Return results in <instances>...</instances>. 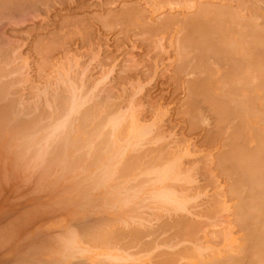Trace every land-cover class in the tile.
Here are the masks:
<instances>
[{
	"label": "rangeland",
	"instance_id": "1",
	"mask_svg": "<svg viewBox=\"0 0 264 264\" xmlns=\"http://www.w3.org/2000/svg\"><path fill=\"white\" fill-rule=\"evenodd\" d=\"M217 4L218 5L220 4L221 8L223 7L222 9H228V10L231 9L232 12L235 11L234 13L238 12L237 13L238 15L242 14L244 16V17L241 16L243 21H246V20H252L253 21V19L255 17V19H257L258 21L256 20V22H255V19H254L253 23H256L258 25L257 26L258 28L260 27L259 29L257 27L256 28L258 30H260L261 28L264 29V0H230V1L229 0H194V1L193 0H0V51L2 53V54L0 53V70H1L0 77H1V75L3 76V77H1L2 79L0 78L1 79L0 80V97L3 95L0 98V102H1L0 103V116H1V114H4L6 116V118L4 117V115L1 116V117H4V119L2 118L1 119L2 122L0 121L2 124V126L0 125V127L4 128L3 131L0 130L2 132V133H0V137L2 138V139L0 138V264H60V263L61 264H93L94 260L97 261L100 258V255L104 253V251H105V253L110 252L111 254H115V255L122 254L121 257H123V258L120 257L122 260H124L125 258L127 260V257H125V253L127 255L129 254V256H131L133 253L135 256L134 257H128V259L134 258V259H132L134 261L131 260V262H133L134 264H139V263L141 264V262H143V264H146L148 261L150 262V264L151 263L156 264L157 262L159 263V259L157 260V257L155 255L156 254L155 250L157 251V253L160 251L159 254L157 255V256H159L160 253L162 252L161 250L167 251V250H169V248L171 249V247H169L173 243V242H171V240L169 243L170 245L169 246L167 245L168 249H167V247H165V245L163 247V245L160 243V241H162V242L165 241L164 243H166V244H167L166 239H172V241H173V237L172 238H170V237L174 236L173 233L176 232V230L174 229L176 227L173 226L174 227L173 228L171 225L174 223L175 214H172L174 217L173 216L171 217V215H169V214H171V212L168 215H166L167 213L161 211V209L159 208L160 211L163 213V216L159 217L157 214L160 213V211L158 210L159 211L158 212L157 210H155L157 212V213L155 211L153 212V213H156L155 214V220H157V221H155V220H153V217H154V216H152L153 213L150 211V213H151L150 218H152V220H151V223L149 222L150 224L149 223H146V224H149V226H153L154 229L152 231L151 230L152 228L149 229V226L147 225L146 227L149 229V232L154 233L155 232L154 230H156L158 228L157 226H160L162 222L163 223H165V222L170 223L172 228L167 229L166 231H163L162 233H158L159 231L157 229L158 232L157 233L155 232L156 234H154V235L151 233L149 234V232L145 233L144 231L146 229L142 230L143 231L142 233L143 234L145 233L144 234L145 237H144V235L141 234V232H140L141 230H139L140 226L137 224L138 222H141V224L140 223L139 224L142 225L143 221L139 220L138 222H134V221L130 222V220H129V222H130L129 224L131 227L134 224H136L135 225L136 227L138 225L137 230H135V231L136 232L139 231L142 236L137 237V235L139 233V232H137L136 236H135V238L136 237L137 238L133 240L134 235L132 233H126L128 235V236L126 235L127 236L126 238H129L128 242H130V243H131V241L134 242L135 240H138V238H141V237H142V240L147 237V239L145 241L143 240L144 243L147 241L149 243H151L155 240L154 243L156 245H154V243H152L153 245L152 244L151 245L154 247H151L150 249L148 248L149 249L148 252L149 253L151 252L152 256L149 255L147 252L145 254V258H142L141 254H144V251L142 252V249L144 246L138 247L139 244L141 243L140 242L141 239H140V241H138V243L140 242L139 244L137 242H134L137 244L132 245L130 243L122 244V243H127V242H126L125 238L123 240V239H121V237H125L124 232H126V231H124L125 230L124 227L128 222V220L126 222V219L128 218L127 214L128 213L131 214V213H133V211H135V210L130 211L131 210L130 206L131 205L133 206L134 203H136V200H137L136 198H141L142 194L147 195L149 187L148 186H146V188L144 187L145 189H142L140 191L142 193H140V192H139V194L136 193L137 194L136 198H133V199L131 198V196L133 194L131 195V193H128V195L130 197L129 200L131 199L129 202L134 201L133 203L131 202V204H130L128 202V200L125 199L126 197L128 198V195H126L127 191H124V189L122 191L120 190L119 191L120 196L117 197L118 191H115L117 189H115L114 186H116V188L118 186V188H119L118 183H120V182L123 183L126 178H128V179H126V182L128 180V183L125 184V188L129 187L131 189V187L133 185L138 186L139 183L142 184V182L144 181L143 179L140 180L142 174H140V176H138L137 172H136V168L138 167V169H139L142 166V169L144 170V174H146L147 176L150 175V173L148 174V170H146L147 158H145V157L147 156L146 154H148V153L153 155V151H152V153H150L151 150L148 153H145V152L148 149H153V150L156 149V151H157L159 143L161 144V142H162V144H164L165 147L160 145V149H161V151L164 150L165 153L169 152V154L167 155V156H169V159L171 158V154L173 156L175 153H177L176 158H179L178 155L179 156L182 155L183 159L181 160V158H182L181 157L180 160L182 162L181 164H184V167H185L184 168L181 165L182 169H185L186 171H188V174L187 173L186 174L188 175V177L190 176V179L192 180V181L189 180V183L186 182L188 185L185 184L186 185L185 187H187L186 189L190 195L187 193L186 194L187 196H184L185 195L184 190H183L184 187H182L183 192L180 191V193H178V195L180 196V194L182 193L181 194L182 198H186V197L190 196L189 200H188L189 202L187 203V206L189 207V205H190V207H191L192 204L195 205V203H197L195 206L192 205L193 207L191 208V209H193L194 207H196V208H194V209H196V211L193 212V210H192V212H190L191 209H189V212L194 215V216L193 215L192 216L196 217V219H200L202 222H203V219H204V222H206V220L209 219L210 222L207 220V223H210V225L214 224L215 228L210 227L209 225H207V223L205 224L204 222L202 224L203 225L205 224L204 225L205 227L209 226L210 230L212 228L211 231L217 230L216 232L215 231L210 232L209 235L207 236L208 231H210V230H207L208 227H206V229L204 231H207V234L202 233L203 234V236H202L201 233L200 234L197 233L198 237L200 236L199 238L202 240H206V239L210 240V241L212 240L213 245H215V243H216V245H218L217 249L210 242H208L209 246L210 245L213 246L211 249L214 248V250L215 249L218 250L221 248V246L225 245L224 247H222V249H223L226 246H229L233 242H239L240 245H242V246L245 245V243H247V239H245V238H247V236H245V234H247L248 231L247 230L244 231L246 228L242 229L240 226H237L238 223H236L234 220H235V217L237 218L236 214L238 213L237 212L238 209H236V208H238V207L240 208L242 205L241 203L243 201L241 202V200H244V197H247V196H248V198L252 197V199H253V197H254L253 194H255V197H254L255 199H253V201L255 202L254 208H253V206H251L252 204H254V202L253 201H252V203H251V201L247 202V200L245 198V202L247 203V205L245 202H243L242 209H239V211H241L240 213H244L243 209H245V210L248 209V212H245V213L246 214L248 213V216H249V211H251L250 213H252V214H250L249 218L253 219V221L256 219L255 223L257 225H258V222L260 225L262 223V222L260 223V221H258V220H260V218L258 219V217H260L259 214H261V212H262V209L260 210V206H261L260 203H261V200L263 201V199H261V198H263L262 195H264V193L262 194V192H264L263 191V189H264L263 185L264 184L263 185L261 184L263 187L259 183H256V182H254L255 184H253V182H251L252 179L250 180L249 177H246V175L243 174V170H242L243 167L241 166L240 163H241V159L243 157L242 160L247 161V165L248 164L250 165L251 163L259 164L260 162H261V164H264V162H263L264 156H262V155H264V140H263V137H264L263 136L264 135V101H259V99H261V98L264 100V96H263L264 92L263 93L261 92L263 89L258 90L256 93V90H254V92H252L253 91L252 88H250V89L248 88L246 90V92H248V93L245 94V93L241 92L242 94H240V90L238 89V87H236L235 85L230 86L233 84V82H227V80L223 79V77H222V79L225 80L226 86L221 87L224 84L223 82H220L222 79H219V81H218L215 79L216 77L218 78V76H216V73H215V76L212 74L213 71H215L214 70L215 68H212V67H215L216 65H215V63L211 57H210L211 60L209 57H207V58L203 57V60H202L203 64H199V63L197 64L198 53L196 52L197 50L196 51L193 50L194 49L193 47H191V48L194 52L190 50L188 52L189 55L186 54L187 57H184L181 53L183 50V49L181 50V47H184V43L186 41L188 43V41H189V40H187V39H189V36L186 37L185 35H187V34L189 35L191 33L193 34V31H195L194 32L195 34L197 32L196 27L194 29V28H191L192 25H188L190 23L192 24V22L185 24L187 19L189 18L188 21H190V20L192 21V18L194 16V15H192V13L194 14V12L196 13L197 11H199V13H200V10H203L206 8H209L210 10H214V8H217V7L219 8L220 5L218 6ZM195 6L197 8H195ZM188 8H190V9H188ZM197 13H196V15H197ZM251 13H253V14H251ZM248 15H251V16H248ZM251 18H253V19H251ZM183 19L185 20V22ZM220 20H222V19H220ZM164 22H167V23H164ZM216 23H217V21H216ZM188 26L190 27V29H188ZM182 28H184V29H182ZM244 29L245 28L243 26V30ZM189 32H191V33H189ZM185 37H186V40L183 41L185 39ZM214 37H215V35H214ZM178 39H180V40H178ZM181 39H183V40H181ZM178 41L179 42L181 41V42L178 43ZM178 44H181V45H178ZM178 46L180 49L178 48ZM192 54H194V55H192ZM193 56H194V59L192 58ZM2 59H4L5 61L4 60L1 61ZM180 59L182 61H179ZM187 59H189L190 61H193V60L194 61L189 63V60H187ZM187 61H188V63H187ZM210 61L213 64V66H211ZM180 62H182V64H180ZM177 63H178V66H177ZM218 64L216 67L221 66L220 64L219 65ZM180 65H184V67H185L184 70L179 69ZM187 65H188V67H187ZM198 65H199V67H198ZM203 65L206 67V69ZM208 66L211 67V70H210V67H208ZM261 66H262V64H261ZM200 67L202 69H200ZM207 67H208V69H207ZM3 70H5L6 72ZM179 71H181V72H179ZM205 71H206V73H205ZM4 72L6 73V75ZM203 72H204V74H203ZM208 72H210V74H212V77L208 75ZM220 74H222V76H225L223 73H220ZM211 78H213V79L211 80ZM65 79H67V80L69 79L68 80L69 82L66 80L68 82L67 87H71L70 83L72 84V82L75 85V86L73 85L75 92H74V90L72 88L73 86H72L70 93H72V90H73L74 94L76 93V91L77 92L80 91V92L84 93V92H87V90H88L87 88H89L90 90H88L87 93L90 94V95L88 94L90 99L88 98V96H87V98L90 101H88L86 98H84L85 100L88 101L86 103L85 101L82 100L83 98H81V100H82V102H81L79 99L80 95H78L79 97H76V96H74L73 93H72L73 96L72 95L70 96V94H69L70 90L66 92L65 89H67V87L64 88L65 84H66ZM62 80H64V81H62ZM195 80H198V82L203 81L201 87L196 89V91L192 89V84ZM213 80L216 83H214ZM60 81H62L61 84H60ZM220 83H221V85H219ZM6 84H8V86L11 85V87L7 88L8 86ZM214 84L215 85L217 84L218 87H216ZM4 85H5V87H4ZM79 86H81V87H79ZM220 87L222 89L221 93L224 95H226V93L229 91L226 95L227 97L226 96L223 97L224 95L222 97H220V95H222L221 93H219ZM8 89H9V91H8ZM51 89H52V91H51ZM53 89H57V90L55 91ZM63 89L65 90L64 93L61 92V91H63ZM91 89H92V92L90 93ZM207 89H210V90H208V92H207ZM230 89H232V90H230ZM3 90H4V92H3ZM217 90H219V91H217ZM234 91H235V94H234ZM40 92L45 97L42 96V94H40ZM54 92H56L57 94H54V96H53ZM190 93H192V94H190ZM211 93L213 94L212 96H211ZM236 93H238L240 95L239 97L237 96V98L238 99L240 98V100H243V99H241L242 98L241 95L243 96V94H245L243 96V98L245 97L246 100L244 99L245 102L242 101L243 104L239 103L241 101H239L235 97V95H237ZM252 93H255L254 94L255 97L252 96L253 95ZM259 93H260V95H259ZM62 94L63 95L65 94L64 96H66L65 101L63 100L64 96H62ZM78 94H80V93H78ZM95 94L99 95L98 98L96 97V99H94L95 96H97ZM199 94H201V95H199ZM217 94H219L218 98H217ZM230 94L232 95V97L229 98ZM247 94H249V96ZM49 95H51L52 97ZM83 95L86 96L87 94H83ZM256 95H257V97H256ZM4 96H6L7 98ZM60 96L62 97V99ZM68 96L71 98L73 97L72 100L74 99V101H72L71 99H70V101H68L67 100V99H69ZM246 96H248L249 98ZM43 97L46 98V100L45 99L43 100ZM9 98H10V101H9ZM76 98L79 99L81 104L83 102H85L86 104L84 103L85 105H83V104L81 105L80 103L76 102L78 100L75 101ZM109 98H110V100H109ZM111 98H112V100H111ZM127 98H129V99L127 100ZM209 98L211 99V101ZM219 98L221 99V101L219 100ZM227 98H229V99H227ZM233 98H234V100H237V101H234ZM252 98H254L255 100H252ZM206 99L208 100V102L206 101ZM226 99H227V101H226ZM250 99H251V102L254 101L256 103H254V102L251 103ZM4 100H6V101H4ZM96 100H98V103ZM229 100H231V101H229ZM218 101L221 103V105L218 104L219 103ZM3 102L6 104H3ZM68 102H71L72 104L75 103L74 106L77 105V109L80 106L79 110L76 109L77 110L76 111L74 109L76 112H79V113H73L75 115L71 114L72 116H70L68 111H67V113H68L67 116L62 115L64 112L63 108L64 107L67 108L69 106V104H71V103L68 104ZM128 102L131 104H129ZM223 102H225L226 104ZM102 103H104V104H102ZM209 103L212 107L209 105ZM238 103H239V107H237ZM249 103H250V105H249ZM78 104H80V105H78ZM90 104H92V105H90ZM96 104L97 105L99 104L98 107ZM213 104L215 107H213ZM233 104H235V105L233 106ZM103 105H105V106H103ZM106 105H107V108L109 111H111L110 108L112 107L111 108L112 111L113 112L115 111L114 113L112 112L113 114H115V113H117L118 115L120 114L121 115L120 116L121 118L119 117L120 119H126L125 117L122 118L125 114L124 112L126 111V109H129V111H130L132 108L131 111L132 112L135 111V113L130 112L131 113L130 116H132V114L133 115L135 114L136 117H139L138 119L140 122H142L144 120H145L143 122L144 124L147 122L148 125L147 124H145V125H146L147 130L149 128L151 129V130H149V134L151 137L149 136V138H146V135H149V134H145L144 135L145 138H143V136H142V138L144 139V140L142 139L143 140L142 143H144V141H146V140H147L146 143L148 141H149V143L154 142V140H153L154 135L158 136L160 138V140L158 139L160 142L157 141V142H159L157 148L155 147V145L153 143H152L153 145L150 144L152 146L147 144V145H149V147L146 145L148 149H144V150H143V147L145 148L146 146L143 144V147L141 148V146L139 145L140 146L139 149L140 150L142 149L144 151V152H142L145 155V157L143 158L144 162L142 163L139 160V158L140 157L142 158V156H144V155H142V156L140 155V157L138 156L139 158L138 159L136 158V160L132 159V160H134V163H135L133 165H135L136 168H134V166H129L131 164L132 160L129 161L130 162V164L128 165L129 168L128 169L126 168V170L130 169L131 171L129 170L128 174H126L127 173V171H126L125 172L126 175L123 176V178H122V176L120 177L121 174H119V175L117 174L116 169L121 168V166L124 167V165L126 164L125 159L128 158V156L131 153H132V155H133V153L134 154L136 153V155H137V152L141 153L140 151L133 149V150H131V153L129 154V151H130L129 147L131 148L130 145H132L133 142L138 143V141H141V139H139L141 136L138 138L137 135L134 134L133 137H131L132 131H131L130 127L126 126L125 130H126V128L130 129L128 131L129 132L131 131L130 132L131 136L130 135H128V136H130L129 138H132L131 140H127L128 139L127 134L123 131H120L121 126H122L121 124H123V123L122 122L120 123L118 121V119H117L118 116H115L116 114L114 116H112L111 112L104 111L105 110L104 108H106ZM109 105H111V106H109ZM131 105H132V107H131ZM218 105L221 107L224 105L222 107L223 109L221 107H219ZM227 105H228V107H226ZM240 105H241V107H240ZM246 105H247V107L249 105L251 108L254 106V108L256 110V112H254V113H256V114L251 113L253 115V117L250 114V111L252 109L250 110L249 108L246 107ZM59 106H61V107H59ZM89 106H90V108H88ZM92 106H94V107H92ZM115 106L116 107L119 106L120 108L119 107L116 108ZM4 107H7L8 109L4 108ZM91 107H92V110H91ZM96 107L98 108V110L101 113L98 112ZM224 107H226L228 110ZM86 108H88L89 111L91 110L90 114H92V118L94 117L93 119L91 118V115H90V117H88L89 112L87 111ZM107 108H106V110H107ZM121 108H123V109H121ZM133 108H134V110H133ZM215 108H216V110H215ZM238 108H239V110H238ZM3 109L6 111H3ZM52 109H53V111H52ZM70 109L67 108L66 110L71 111ZM84 109H85V112H87L88 114L83 113ZM120 109L123 112L120 111ZM220 109H222V110L220 111ZM232 109H234V110H232ZM246 109L247 110L249 109L250 111L247 112ZM231 110L234 112H236L237 110L239 111V113L236 112L234 114L235 116H237V118L233 115L234 112H232ZM60 111H62V112L60 113ZM217 111L219 113H217ZM240 111H242V112H240ZM257 111L260 113H258ZM4 112H6V113H4ZM95 112H97V114L94 116L93 113H95ZM107 112H108V114L110 113L109 114L110 116L107 115ZM222 112L224 113V115ZM227 113H229V114H227ZM237 113H238V115H237ZM12 114H14V116ZM82 114H83V118H82ZM100 114H104V116H102ZM106 115H107V117H106ZM249 115H251V116H249ZM16 116H17V119L15 121ZM22 116H23V118H22ZM56 116L59 118L61 116H63V118L61 117L60 118L61 120H60V119H57ZM64 116L66 118L68 116H70L72 118L73 122L69 118L68 121H70V122L67 123V124H70L72 122V126L70 124V127H69L70 130L72 129L71 132H70L69 128H67L65 130L63 129L64 126H62L61 121H62V119H64ZM111 116L113 117V120L114 119L116 120V121L114 120L115 124L113 123L114 125H116V127L118 126L117 124L121 125L119 127L120 128L119 132L126 134V136L124 135V137L127 138L126 143L124 140L119 139L118 137L116 138V140H120L121 143L119 141H118L119 143L116 141L117 142V144H116L114 141L113 136L114 135L116 136V133L118 132L117 130L119 128L116 129V127H115L116 130L114 129V131H115L114 134H111V130L113 128H109V126H107L105 128L103 127V129L105 131V132H103L102 127L100 125H97V123L99 124V122H101L100 124H104V125L106 122L109 123V121L112 119ZM125 116H127V115H125ZM128 116H129V113H128ZM128 116H127V119L130 118L131 120H133V118H135V116L134 117L132 116V118L130 116L129 117ZM245 116H246V118H245ZM262 116H263V118H262ZM28 117H29V119H28ZM115 117H117V118H115ZM66 118L62 122H64V123L67 122L68 118L67 119ZM81 118H82V120H81ZM90 118H91V121L89 120ZM97 118H98V120H97ZM105 118H106V121H105ZM109 118H110V120H109ZM221 118H223V119H221ZM26 119H27V121H26ZM54 119H56V121L60 120L59 125H54L55 123L58 124V121L55 122ZM85 119H86V121H85ZM127 119L123 124L124 126H125V123H127L128 121L130 122V124H134V123H131V120H127ZM258 119L260 120V122ZM221 120H223L224 122ZM82 121H84V122H82ZM139 121L138 120L136 121L138 125H140ZM225 121H226V124H225ZM230 121H231V124H230ZM53 122H54V124H53ZM245 122H246V124H245ZM47 123L50 125H48ZM51 123H52V126H51ZM110 123H111V121H110ZM227 123H228V125H227ZM241 123H242V125H241ZM20 124L22 125V127ZM31 124L33 127L31 126V128H30ZM247 124H248V126H247ZM17 125H20L19 126L20 128ZM92 125H93V127L91 128V131H89L90 130L89 127ZM104 125H102V126H104ZM108 125H110V124H108ZM126 125H129V124H126ZM26 126L30 128L31 132L33 129L35 130V132H36V130H38V131H39V129L41 130L39 132L37 131L38 133L33 132L34 133L33 136L35 135V137H33L34 140H32V135L29 136V134H28L27 135L28 137H26V138L31 137L30 140L35 141V143L38 139H40L41 134H43V133H41L42 131H44V133H47L46 136L49 135V137H50L52 135L51 131L49 132L50 134H48V132H45V131H48V128H49L48 126L52 127V128L50 127L51 128L50 130H52V132H53V134H55V136H59L57 138L55 137L56 140H55V138L54 139L52 137L50 138V139H53L56 141V143H55V141H53L54 144L51 141L52 144L54 145V146L51 145L52 147H49L50 144L48 145L49 142L47 143L46 140L48 138L46 139V136L45 137L43 136V138H45V139H43L45 141L44 142L45 144L42 143L43 142L42 140H41L42 142L38 140L39 144H37L38 142L36 143L38 146L44 144L43 145L44 148H42L41 150L46 151V152L44 154H43V152H40L41 150H39V149L41 148V146H39V148H38L39 151H37V152H40L41 156H45L46 154H48L45 157H42L43 161H45L44 159L48 160V158H46V157L49 156V161H48L49 164H47V167H46L47 170L43 171L44 173L46 171L47 175L43 176V175H41L42 174L41 173L40 174L41 180H39L40 176H39V179L35 180V178L38 177L37 175H39V173H40L38 171L42 172V170H39V169L40 168L42 169V167L45 165V163H48V162L46 160L45 163L44 162L40 163L41 162L40 161L41 157H40L38 159L40 162L37 159L35 160L36 163H34V164L36 166L33 167L34 164H29L28 167L26 168V165L28 163H33V157L38 156L36 154V151L34 153H32V151L35 150L33 148V147H35V144L32 145L31 144L32 142L29 143L30 141L29 142L26 141L25 143L28 142L27 145L29 147H32V148H28V150L26 151L27 148L25 149V147L27 145H25V144L22 145L23 143H21L23 141L20 139L19 135H21V133L23 134L24 131L26 134L28 132L31 133L30 130L27 128H26V130L22 129ZM57 126H59L60 128L63 129L62 132L59 130L60 129L59 127H58L59 129L57 128ZM95 126L98 129V131L100 129L99 133H98V131H97V133H95L97 130L96 128H94ZM129 126H131V125H129ZM249 126H250V130L247 129V127L249 128ZM112 127H114V126L112 125ZM134 127L132 125V129ZM136 127H138V126H136ZM229 127H230V129H228ZM8 128L9 129L12 128V131L13 130H17V131L11 132V129H10V131L7 132ZM88 128H89V130H88ZM139 128H140V126H139ZM142 128L143 127L141 126V129ZM153 128L155 129V131L153 130ZM257 128H259V129H257ZM18 129H20V131ZM92 129H96V130L92 131ZM22 130H24V131H22ZM84 130H85V132L88 130L87 131L88 133L86 132V134L85 133L82 134ZM106 130L107 131L109 130L110 134L113 135V136L109 137V140L113 143V145H115L114 150L112 149L113 146L111 145L112 146L111 152H114V153H111V154L108 153V154H110L111 156L113 154H118L117 152L121 149L122 145H123L122 149H124L125 147H127V149L124 150V153L122 152L124 154L123 155L124 157L123 156L121 157L122 153L120 154V151H119V155H116L117 158L115 157V155H113L115 157L116 161H120V159H121L120 163L125 161V164L122 163L121 165L118 166L117 164H115L117 162H115V163H114V161L111 162L113 165L116 166V167L114 166V170H116V171H114L112 169L113 167L111 168V166H110V168H111L110 170L112 172H114L113 175H115V173H116V175H115L116 177H112V178L109 177L111 182L107 181L104 183V180L102 182L100 181V179L102 180V175H99L100 171L97 174L98 176H96L95 172H97L96 170L99 169V167L101 166L100 164H102V165L104 164L103 161L105 160V157H106L107 161L110 160V158H109L110 155L107 154V152H109V151H106L104 149H103V151H100V149H102L103 147L105 148L106 146L100 145V143L104 144V141L102 140L103 135H98V134H101V133L107 134ZM136 130H138V129H136ZM136 130H135V132H136ZM231 130H233V131H231ZM65 131H67V134H69V136L68 135L66 136ZM68 131H69V133H68ZM73 131H75V133ZM128 131H127V133L130 134ZM18 132H20V134ZM89 132L91 134H89ZM9 133H12L11 134L12 136H10V138L14 137V135L16 137H14L15 140L10 139L11 142L9 143V145H7L8 149H6V147H7L6 146L4 148L6 153H3V150H4L3 147L6 145L5 143L9 142V141L8 142L6 141L9 138V135H10ZM120 133H117V135ZM78 134H80V136ZM93 134H96V135H93ZM87 135H90L89 138L87 137ZM135 135L138 139L135 137ZM235 135H237V136L239 135L238 136L239 138ZM255 135H257L258 137L256 136V138H254L253 136H255ZM18 136H19V138H18ZM24 136H26V135H23L21 137L24 138ZM95 136H98V137L101 136V138L99 137L101 140ZM108 136H110V135H108ZM245 136H247V137H245ZM63 137H65L64 138L65 140H63ZM68 137H70V139H68ZM75 137H76V139H75ZM104 137H105L104 139L106 141L107 135L106 136L104 135ZM243 137H245V138H243ZM58 138H60V139H58ZM82 138L83 139L86 138V139H84V141H82ZM96 138H97V141H99V142H97L95 140ZM110 138H112V139H110ZM227 138H229V139H227ZM260 138L263 140L262 142L259 141V140H261ZM93 139L99 145L96 144L93 141ZM150 139H152L153 141H150ZM18 140H21V142H17ZM62 140L66 141V142H63ZM67 140H68V142H67ZM85 140L87 141V144L90 143V141H91L92 144H89V146L95 147L93 149H92V147H91V149L88 148L89 151H87V152L89 154L90 153L93 154L95 151L97 153L99 150L100 153L98 152V154H96V156H98V157H96V156L91 157L87 154V158H86V156H85L86 154H82V152L87 153L86 147H85L84 151L80 150V146H82V144L86 142ZM107 141H108V138H107ZM16 142L19 145V147H17V149L15 148V146H17ZM40 142H41V144H40ZM59 142L60 143L63 142L62 146L60 144L59 149L54 148V147H57ZM71 142H73V145ZM111 142H108V144ZM127 142H130L129 147L126 146V144L128 145ZM157 142H154V143L157 145ZM46 143H47V145H46ZM64 143H65L66 149L63 148L62 151L65 150V151H63L65 155L63 154L62 151H60V148L63 147ZM67 143H69V145ZM93 144H95L96 146ZM118 144L121 145V147ZM236 144L237 145L239 144L240 145L239 147H243V149L244 148L247 149V154L249 156H251L253 154L252 158L247 159L248 156H244L245 153H243V156H242L241 151H240L241 155L239 154V152L237 154L234 151L235 155L237 157H239V159L237 160V157L235 156L236 158L234 157L230 161L227 160L226 161L227 171H225L226 169H224V167L220 166L221 165L220 159L225 160V158L229 152L231 154L233 152V150L237 151L238 147H236L237 146ZM133 145H135V144H133ZM45 146L46 147L48 146L50 149L48 147H47L48 148L47 149ZM100 146H103V147H100ZM248 146H250L249 149H248ZM261 146H262V149L260 148ZM118 147H120V149ZM171 147H173L172 150L175 148V150H173L174 154L171 153L170 151H168V149ZM224 147H226V148H224ZM255 147H257L256 150L259 149L262 151H256ZM116 148L119 150L116 151L117 150ZM29 149H31V150H29ZM107 149H108V147H107ZM136 149H138V148H136ZM176 149H177V151H176ZM229 149L232 151H229ZM245 149L242 151L246 152ZM11 150L12 151L14 150L15 151L14 153H16L17 155H18L17 152H19V155H20V157L18 155L19 159L16 156L14 157L15 159H18V160H16V166L13 165V159L14 158L11 155L13 153ZM16 150H19V151L16 152ZM49 150L51 152H49ZM55 150L56 151L59 150L62 153V155H59V157L61 156L60 159H58L59 157H53L57 153L59 154V152L58 151L56 152ZM165 150H167V151H165ZM169 150H171V149H169ZM249 150L251 151L250 153H249ZM254 150L256 151V153L253 152ZM23 151L24 152L26 151L27 153H29V154H27L29 157L27 155H25L26 153H24ZM73 151H75V152H73ZM115 151H116V153H115ZM178 152H182V153L178 154ZM259 152H260V154H259ZM14 153H13V155H15ZM52 153L54 155H52ZM154 153H155V151H154ZM50 154L52 157L50 156ZM67 154H69L68 155L69 157L67 156ZM78 154H79V156H78ZM103 154H105V155H103ZM23 155L25 158L23 157ZM73 155H74V158L76 160L73 158ZM94 155H95V153H94ZM75 156H77V157H75ZM100 156H102V157L100 158ZM150 156H147V157H150ZM219 157H221V158H219ZM253 157L254 158L258 157V159L261 161L254 163L257 160H256V158H255V160H253L254 159ZM23 158L25 159L24 165L22 162V161H24ZM27 158L31 159L32 161L31 160L29 162L26 161ZM50 158L51 159L53 158L54 160L57 159V162L55 161V164L56 163L57 164L53 165V163H52L50 165V163H51ZM72 158L75 161H77V159H78L79 162H77V163H79V164H76V162H74V160ZM79 158L80 159L83 158V159L80 161ZM91 158H94L96 160L93 161ZM111 158H112V160H115L113 157H111ZM131 158H133V157L131 156L130 159ZM172 158H175V157L173 156ZM90 159L92 161H90ZM97 159H100V161L97 162L98 161ZM88 160H89V162H86ZM180 160H177V161H180ZM19 161H20V163L22 162L21 165H20V163H18ZM51 161H53V160H51ZM58 161H60L62 163H59ZM90 162H91V164H88ZM92 162H93V164H92ZM127 162H128V160H127ZM152 162H154V161H152ZM233 162L235 164H233ZM3 163H4L5 167L4 166L1 167V165H3ZM37 163L39 164V167H38ZM43 163H44V165H42ZM86 163L88 164V166ZM106 163L107 162L105 160V164ZM178 163H180V162H178ZM66 164H68L67 166L69 167V170L71 169L74 172H72L70 170V172H71L70 173L68 168L66 167ZM217 164L220 167L217 166ZM237 164H239L241 167ZM30 165H32V166H30ZM75 165H77L76 167H80V171H79V169H77L75 167ZM89 165L91 167H89ZM23 166H24V169H23ZM61 166H62V168H61ZM63 166L66 167L67 170H63L64 169ZM70 166H73V167L71 168ZM181 166H179L180 169H181ZM259 166H260V164H259ZM32 167L34 170L31 171V169H28V168H32ZM48 167H49V169H48ZM94 168L95 169L97 168V169L94 170ZM104 168H106V167L104 166L103 169L100 168L101 171L105 170ZM21 169H23V170H21ZM36 169H37V171H36ZM138 169H137V171H138ZM154 169L156 170L157 168L154 167ZM60 170L65 171V173L62 171L60 172ZM121 170H125V169L121 168ZM143 170H141V171H143ZM185 170L184 171L181 170L182 173H185ZM6 171H7V173H6ZM22 171H24V172L22 173ZM92 171H94V172H93V175H91V177H90V173ZM151 171H152V169L149 172H151ZM181 171L179 172L180 175H181ZM232 171H234V172H232ZM236 171H238V172H236ZM102 172H104V171H102ZM108 172H110V171H108ZM129 172H130V174H129ZM224 172H225V174H224ZM59 173H61V174H59ZM105 173H106V171H105ZM105 173L104 174L101 173V174L105 175ZM119 173H121V172H119ZM141 173H143V172H141ZM226 173H228V174H226ZM5 174H6V176H5ZM122 174H124V173H122ZM144 174H143V176H144ZM151 174L153 175L154 173H151ZM186 174H184L185 177L187 176ZM234 174H236V175L234 176ZM78 175L79 176L83 175V176L79 177ZM94 175L96 177H99L100 179H97ZM117 175H118V177H117ZM184 175L182 174V178ZM242 175L245 177V179L247 178L246 180L249 182L244 180V177H242ZM53 176H54V178H53ZM76 176H78L79 179ZM108 176H109V174H108ZM110 176H112V173ZM55 177L58 178V180H56ZM92 177H94V178L92 179ZM133 177H135L137 180L139 179L138 180L139 182H137V180ZM27 178L28 179L30 178V179L28 180ZM109 178H108V180H109ZM147 178H149V177H147ZM70 179L72 181H70ZM129 179L130 180L133 179V180H131L129 183ZM145 179H146V177H145ZM55 180H56V183L53 182ZM74 180L75 181L77 180V183ZM185 180L181 179L182 182L183 181L185 182ZM6 181H7V183H6ZM26 181H27V183H26ZM57 181H58V183H57ZM69 181L72 183L70 184ZM96 181H97V184H95ZM237 181H239V182H237ZM35 182H36L37 186L35 184H33ZM38 182L40 183L41 187H40ZM84 182H86V183H84ZM90 182H93V183H90ZM136 182H137V184H136ZM168 182L170 183V181H167L166 183H168ZM52 183H53V185H52ZM102 183L104 184V186ZM106 183L108 186L106 185ZM111 183H113L115 185L113 186V184H112V186H111ZM178 183H180V182H178ZM246 183H247V185L244 186ZM249 183L251 184L250 189L253 188V193L250 192L252 190L248 189ZM48 184H49V186H48ZM77 184H78V186H76ZM228 184H230V185H228ZM233 184H234V186H232ZM120 185L124 188V183L120 184ZM126 185L128 187H126ZM177 185H180V184H177ZM181 185H184V184H181ZM256 185L258 186V188L256 187ZM259 185L261 188H259ZM72 186H73V188H72ZM102 186H103V188H102ZM109 186H111V188L113 187V190L115 192H113L111 190L112 191V193H111L109 191V189H110ZM139 186L142 187V185H140V184H139ZM144 186H145V183H144ZM230 186L233 188H231ZM122 187L120 189H122ZM171 187H173V185ZM171 187H170V189H174V188L176 189V187H173V188H171ZM178 187H180V186H178ZM178 187H177L178 191L181 190ZM64 188H65V190H64ZM67 188L69 190H67ZM71 188H72V191L74 190L73 191L74 193H78L80 195L76 196V194H75V196H74V193L72 195ZM80 188L83 190V193L81 192L82 190ZM137 188H136V192L139 191V190H137ZM235 188H236L237 192H236V190L234 192L233 189H235ZM242 188L244 190V191L242 190L243 194L240 192L241 191L240 189H242ZM244 188L246 190L248 189L247 192ZM254 188H256L255 192H254ZM231 189L233 191H231ZM257 189L259 191H262V192H258ZM75 190H76V192H75ZM107 190L109 191L108 193H107ZM129 190H128V192H130ZM70 191H71L72 198L69 200L68 198L71 197V196H68V194L70 195ZM187 191H185V192H187ZM233 192H234V195L232 196L231 194H233ZM249 192L251 193V196H250V194H248ZM256 192H257L258 196L256 195ZM61 193H63V194H61ZM113 193H115V194H113ZM122 193L124 194L123 196H122ZM195 193H197V194L199 193V194L197 195ZM238 193H239V196H240V194H242V196L244 195L243 198L241 196L239 197ZM110 194H112V195H110ZM105 195H106V197H104ZM75 197H77V198H75ZM132 197H134V196H132ZM208 197H210V198H208ZM257 197H259V198L257 199ZM108 198H110V200ZM190 198H192V200H190ZM203 198H204V200L206 199V201H203ZM216 198L219 199L218 204L215 201ZM85 199H87V200H85ZM122 199H123V202L127 201V203H125L127 205L122 203ZM147 199L146 198L144 199L142 197L143 202H144V200L146 201ZM207 199L210 200L211 202H208ZM220 199L224 202L225 209H224L223 203H221ZM252 199L250 198L249 200H252ZM83 200H84V202H83ZM235 200H237L238 202H236ZM55 201L57 203H55ZM65 201H67V202H65ZM105 201H106V203H105V205H103V203ZM200 201H203V202L200 204ZM257 201H259L260 203L258 202V204H257ZM148 202L146 201V203H148ZM204 202L205 203L208 202V204H205ZM233 202H235L234 203L235 205L237 203H240L241 205L240 204H239L240 206L236 205L237 207L235 208V207H233V205H234ZM138 203H136V204L138 205ZM212 203H216L217 206L219 205L220 207L221 206L222 207L221 208L218 207V210H217V206L215 205L216 207H214ZM248 203H249V205H248ZM123 204L126 206L124 209H123V207H124ZM143 204H142V208H143ZM150 204L148 203L145 205L146 206L148 205L149 207L150 206L152 207V205H153L152 211L154 210V208H157L156 205H154V203L151 205ZM209 204L211 207L213 206V208L216 209L217 211H215V212L212 211L211 213H210V211L208 212V208L210 207ZM137 205H136V207H137ZM204 205H206V206H204ZM127 206H129V207H127ZM148 206H147V208H148ZM198 206L201 209H198L199 208ZM151 207L149 209H151ZM243 207H245V208H243ZM250 207H252V208H250ZM255 207L259 208V210L256 209L257 211H255ZM109 208H111V209H109ZM147 208H145L144 210L140 209V212L141 211L147 212L149 210V209L147 210ZM202 208L204 209V211L207 208L206 212H204ZM133 209H135V208H133ZM251 209H254V210L252 211ZM56 210H58V211H56ZM128 210H129V212H128ZM198 210H200V211H198ZM235 210L237 213L235 212ZM143 212H142V214H144ZM195 212H198L196 214L201 213L202 215L200 214L201 216L199 215L197 218V215L195 214ZM258 212H260V213L258 214ZM164 213H166V214H164ZM183 213L185 214V215L183 214L184 219L189 220L190 218H193L191 215L188 216L189 215L188 210H187V212H183ZM208 213H209V215H208ZM212 213H214V214H212ZM254 213L256 216L253 215ZM135 214H136V212L134 213V215L133 214L132 215L135 216ZM179 214L180 213H178V215ZM234 214L236 215L235 217H234ZM139 215H141V214L139 213ZM156 215L161 219H159V218L157 219ZM186 215H187V217H186ZM203 215H205V216H203ZM252 215L255 218H251ZM141 216H143V215H141ZM147 216H148V212H147L146 218H149ZM168 216H169V218H172V219H169ZM248 216H246V217H248ZM143 217H140V218H142L141 220H143ZM188 217H190V218H188ZM232 217H233V222H231ZM246 217H245V219H246ZM130 218H131V216H130ZM146 218H144V219H146ZM162 218H164V219H162ZM111 219H113V220L111 221ZM136 219H135V221H136ZM168 219H169V221H166ZM213 219H215L217 223L219 221V225L217 223H212V222H214ZM119 220L122 222H125V225L121 226V224H123V223L122 222L120 223ZM133 220H134V218H133ZM148 220L150 221V219H148ZM148 220H146V221L148 222ZM170 220H172V221H170ZM200 220H197V221L200 222ZM160 221H162V222H160ZM192 221L194 222V220H192ZM167 223H165V224H167ZM234 223H236V224H234ZM100 224H103L104 226H102ZM110 224L114 225V228H115V226L116 227L118 226L119 227V228H117L118 231L123 227V231H124L123 234L124 235H122V236L120 235L121 237L119 235H117V233H116L117 230L115 232H113L116 234V235L113 234L116 238L119 236L118 237L119 241L115 242L116 239H114L113 236H111L112 238L109 237L110 239H106L107 237H104V232H103L102 234H103V238L105 240L99 239V241H101V243L97 240L98 242L97 241L96 242H97V244H99V245H97L95 243V240L99 237L102 238V236L100 235L101 230L106 231L107 227L108 226L110 227ZM129 224L127 225L128 227H129ZM112 225H111L110 229L113 228ZM199 225H201V224H199ZM216 225H218V226H216ZM230 225H231V227H230ZM260 225H258L256 227H259ZM97 226L99 228L102 226L101 227L102 229L100 228V230H99V228ZM96 227L98 228V230L100 232L97 230ZM109 227H108V230L111 231L109 229ZM200 227L201 226H199V229L197 228V232L201 231L200 229L203 226L201 228ZM256 227L254 226L255 229L252 228V230L253 231L257 230ZM132 228H134V227H132ZM134 229H136V228H134ZM134 229H131V231ZM159 229H160V227H159ZM224 229H225V231L227 230V232L223 233L224 238L227 234L226 237L227 238L231 237L230 239L232 242L230 240H228L229 242L227 241L228 242L227 243L225 241V239H227V238H225L223 240V238H222L223 236L221 237L222 241H221V239H219V236H218L219 231L220 230L222 231ZM67 230H68V234L70 236H71L70 232L71 233L74 232V234L72 236L76 235V239H71L72 237L70 238L69 236H67L70 238L69 240H71V241L75 240L76 241V242L73 241L70 244L75 246L76 248H78V247L84 248V249H82V251L84 250L86 254H83V252H81V254L79 255L78 252H80V250L76 249V248H74L68 244V246H71L73 249V251L70 250V251H72L71 255H73V256L67 257V254L70 252L67 253V251H64V249L62 250V248L66 247V246H63V247L60 246L62 244L63 245L66 244L64 241H66L67 239H65L64 236H66ZM69 230H71V231H69ZM91 230H93L94 233L92 232V234H90ZM126 230L130 231L129 229H126ZM97 231L100 234H97L98 233ZM132 232H134V231H132ZM222 232H224V231H222ZM62 233H64V234H62ZM111 233L112 232H110V233L108 232L109 235ZM120 233H122V232H119V234ZM95 234H97L96 237H95ZM130 234L132 235L133 238H131ZM262 234H261V237L264 236V233H262ZM91 235H94L95 238L90 237ZM166 235H168V236L170 235V236L168 237ZM220 235H222V234L220 233ZM149 236H151V237H149ZM201 236H202V238H201ZM161 237H164V238H161ZM165 237H167V238H165ZM209 237L211 239H209ZM242 237H244V239ZM77 238L78 239L80 238V241L82 240L81 243L78 242L79 240ZM87 238H88V240L89 239L90 240L89 241L87 240L86 241L87 243H86L85 240ZM176 238H177V236H176ZM179 238H180V240L182 239L181 237H178V239ZM262 238H255L257 240L254 239V241H255L254 244L260 245V246H258V249H260L264 245L263 244L264 242H262L260 240ZM63 239H65V240L63 241ZM218 239L221 241V244L218 241ZM258 239H259V241H261V243L263 245H261L258 242ZM93 240H94L95 246L96 247L99 246V248H97L98 252H96L97 250H95ZM196 240H197V242H199L198 238ZM206 241H203V242L201 241V242H202V244L205 242V245H206V243H207ZM176 242L177 241L175 239L174 244ZM185 242L179 241V244H175V245H177L178 248H179V246L182 248V247H184L182 245L191 246L194 244H198V243H196L195 240L190 241V243H189V241L187 243H185ZM218 242L221 246L218 244ZM222 242H223V244H222ZM68 243H69V241H68ZM74 243H79L80 245L74 244ZM85 243L89 244V246H86ZM180 243H181V245H180ZM182 243H185V244H182ZM191 243H193V244H191ZM100 244L103 245V247L106 249H103V247H101ZM108 244H110V245L112 244L115 247L117 246V248L115 249L112 245L109 246ZM76 245H79V246L77 247ZM122 245H124V246H122ZM148 245L146 244L145 246L147 247ZM175 245H174V247H175ZM71 247H69V249ZM89 247L91 248L92 251L89 250L90 249ZM118 247H120L121 251L122 250L123 251L121 252L120 249L117 250ZM131 247H133L134 249ZM49 248L50 249L52 248V249L50 250ZM107 248H110V250L112 248V251L108 250ZM152 248H153V250H151ZM154 248H156V249H154ZM113 249L117 250V253H115ZM253 249H255V248H253ZM256 249H257V246H256ZM76 250H79V251H76ZM107 250L109 252H107ZM124 250H125V252H124ZM137 250H138V253H137ZM144 250H147V248ZM204 250L206 251L207 249H204ZM62 251H64L62 254L59 253ZM100 251H102V253ZM118 251H120V252L118 253ZM169 251H171V250H169ZM55 252H56V254H55ZM123 252H124V254H123ZM77 253H78V255H77ZM136 253L138 255L140 254L141 256L140 255L138 256ZM256 253H257V251H256ZM260 253L261 254H259V255H262V256H259L258 254H256V255H258V258H256L257 256L254 254V257H255L257 262L260 260L259 258H261V257L263 258V255H264V254H262V251H260ZM147 254L150 257H147L146 256ZM64 255L67 257V259L62 257ZM81 255H82V257H80ZM85 255H87V256H85ZM98 256H99V258L97 259ZM137 257L138 258L141 257L142 259L139 258L140 260H138L139 261L138 262ZM102 258H101V261H102ZM251 258H253V255H251ZM58 259H60V260H58ZM130 259H129V264L131 263ZM152 259L155 261H152ZM111 260H113V259H111ZM117 260L120 261V259H117ZM103 261L105 262V260H103ZM119 261H118L119 264H122V263L126 264L127 263V262L124 263L123 261H120V262ZM179 261H180L179 263H182V264H185L187 262V260H184V259H181ZM261 261H259L257 264H261L260 263ZM263 261H264V258H263ZM263 261H262V263H263ZM112 262L113 261H111L110 263H112ZM94 264H96V262ZM101 264H103V262ZM114 264H116V262Z\"/></svg>",
	"mask_w": 264,
	"mask_h": 264
},
{
	"label": "bare ground",
	"instance_id": "2",
	"mask_svg": "<svg viewBox=\"0 0 264 264\" xmlns=\"http://www.w3.org/2000/svg\"><path fill=\"white\" fill-rule=\"evenodd\" d=\"M193 1H194V0H193ZM229 1H230V0H229ZM7 2H8V1H7ZM187 3H188V2H187ZM208 5H209V4H208ZM217 5H218V4H217ZM219 5H220V4H219ZM219 5H218V6H219ZM200 6H201V5H200ZM223 6H224V5H223ZM191 7H192V6H191ZM198 7H199V6H198ZM195 8H197V7L195 6ZM205 8H206V7H205ZM222 8H223V7H222ZM222 8H221V5H220L219 8H218V7H217V8H214V10H210L209 8H206V9L200 10V13H199V11H197V12H198V13L196 12L197 15H196V13L194 12V14L192 13V15H194L193 18H192V21H191V20L188 21V20H189V18H188L187 21L185 22V20L183 19L184 22H185V24H188V23L192 22V24L190 23V24H188V25H192L191 28H194V29H195V27H196L197 32H196V34H195V33H194L195 31H193V34H192V33H191L192 31H191V32H189V33H191V34H189V35H188V34L185 35L186 33L184 34L186 37L189 36V39H187V40H189V41H188V43H187V41L184 43V47H181V46H180V47H181V50L183 49L181 53H182V55H183L184 57H187L186 54L189 55L188 52H189L190 50H191V51H193V50L196 51V50H197V51H196V52L198 53L197 64H198V63H199V64H203V61H202V60H203V57H206V58H207V57H209V58L211 57L212 60L214 61V63H215L216 66H217L218 63L221 65V66H218V67H216V66H215V67H212V68H215V69H214L215 71H213L212 74L215 76V73H216V76H218V78L216 77L215 79L219 81V79H222V77H223V79L227 80V82H233V84L231 83L232 85H230V86L235 85L236 87H238V89L240 90V94H242L241 92H243V93H245V94L248 93V92H246V90H247L248 88H249V89L252 88V90H253L252 92H254V90H256V93H257L258 90H262V89H263V90L261 91V92L263 93V92H264V65H263V64H264V31H263V30H264V29L261 28L262 30H261V29L258 30L260 27L258 28V27H257L258 25H257L256 23H253L255 17H254V19L251 18V19H253V21H252V20H246V21H243L242 17H244V16H243L242 14H241V15H240V14L238 15V14H237L238 12H237V13H234L235 11L232 12L231 9L228 10V9H222ZM188 9H190V8H188ZM230 10H231V11H230ZM249 13H250V12H249ZM251 14H253V13H251ZM195 15H196V16H195ZM189 16H190V15H189ZM241 16H242V17H241ZM248 16H251V15H248ZM249 18H250V17H249ZM256 18H257V17H256ZM167 19H168V18H167ZM170 19H171V18H170ZM220 19H222V20H220ZM256 20H257V19H255V22H256ZM216 21H217V23H216ZM257 21H258V20H257ZM164 23H167V22H164ZM164 23H163V24H164ZM255 24H256V25H255ZM161 25H162V24H161ZM243 26H244V28H245L244 30H243ZM256 27H257L258 29H257ZM151 29H152V28H151ZM182 29H184V28H182ZM188 29H190L189 26H188ZM191 30H192V29H191ZM182 31H183V30H182ZM185 31H186V30H185ZM187 33H188V32H187ZM180 35H181V34H180ZM214 35H215V37H214ZM186 37H185V39L183 38L184 40H183V39H181V40L185 41V40H186ZM213 37H214V38H213ZM178 40H180V39H178ZM180 42H181V41H180ZM180 42L178 41V43H180ZM178 45H181V44H178ZM191 47H193L194 49L192 50ZM178 48H179V46H178ZM179 49H180V48H179ZM1 50H2V49H1ZM177 50H178V49H177ZM194 51H193V52H194ZM0 53H1V51H0ZM1 54H2V53H1ZM3 54H4V53H3ZM192 55H194V54H192ZM6 57H7V56H6ZM4 58H5V57H4ZM182 58H183V57H182ZM192 58L194 59V56H193ZM211 58H210V60H211ZM6 59H7V58H6ZM185 59H186V58H185ZM3 60H4V59H2L1 61H3ZM187 60H189V59H187ZM205 60H206V59H205ZM4 61H5V60H4ZM179 61H182V60L180 59ZM193 61H194V60H193ZM193 61H190V60H189V63H191V62H193ZM177 62H178V61H177ZM207 62H208V61H207ZM7 63H8V62H7ZM7 63H6V64H7ZM10 63H11V62H10ZM187 63H188V61H187ZM187 63H186V64H187ZM205 63H206V62H205ZM208 63H209V62H208ZM210 63H211V61H210ZM6 64H5V65H6ZM180 64H182V62H180ZM219 64H218V65H219ZM261 64H262V66H261ZM189 65H190V64H189ZM208 65H209V64H208ZM177 66H178V63H177ZM200 66H201V65H200ZM203 66H204V65H203ZM211 66H213L212 63H211ZM179 67H180L179 69H183V70H184V68H185L184 65H180ZM187 67H188V65H187ZM198 67H199V65H198ZM201 67H202V66H201ZM201 67H200V69H202ZM204 67H205V66H204ZM208 67H210V66H208ZM208 67H207V69H208ZM186 69H187V68H186ZM197 69H198V68H197ZM197 69H196V70H197ZM203 69H204V68H203ZM205 69H206V67H205ZM205 69H204V70H205ZM6 70H7V69H6ZM210 70H211V67H210ZM3 71H5V70H3ZM181 71H182V70H181ZM181 71H179V72H181ZM0 72H1V70H0ZM5 72H6V71H5ZM5 72H4V73H5ZM200 72H201V71H200ZM196 73H197V72H196ZM201 73H202V72H201ZM205 73H206V71H205ZM220 73H223L225 76H222V74H220ZM69 74H70V73H69ZM203 74H204V72H203ZM212 74H210V72H208V75L211 76V77H212ZM5 75H6V73H5ZM61 75H62V74H61ZM193 75H194V74H193ZM198 75H199V74H198ZM200 75H201V74H200ZM205 75H206V74H205ZM208 75H207V76H208ZM195 76H196V75H195ZM1 77H3V76L1 75ZM1 77H0V78H1ZM65 77H66V76H65ZM219 77H220V78H219ZM68 78H69V77H68ZM71 78H72V77H71ZM73 78H74V77H73ZM1 79H2V78H1ZM1 79H0V80H1ZM59 79H60V78H59ZM212 79H213V78H211V80H212ZM215 79H214V80H215ZM223 79L220 81V82H223V83H224V84L222 83L223 85H222L221 87L226 86V85H225V80H223ZM60 80H61V79H60ZM66 80H67V79H65V81H66ZM68 80H69V79H68ZM68 80H67V81H68ZM70 80H71V79H70ZM211 80H210V81H211ZM214 80H213V82H214ZM62 81H64V80H62ZM62 81H60V84H61ZM67 81L65 82L66 84H65V87H64V88H66V87L68 86L67 83H68L69 81H68V82H67ZM210 81H209V82H210ZM56 83H57V82H56ZM63 83H64V82H63ZM63 83H62V84H63ZM202 83H203V81H202V82H198V80H195V81L193 82V84H192V89L196 91V89H198V88L201 87ZM214 83H216V82H214ZM1 84H2V83H1ZM204 84H205V83H204ZM226 84H227V83H226ZM6 85L8 86V84H6ZM56 85H57V84H56ZM73 85H74L73 82H72V84L70 83V86H71V87H72ZM76 85H77V84H76ZM206 85H207V84H206ZM212 85H213V84H212ZM214 85H215V84H214ZM219 85H221V83H220ZM12 86H13V85H12ZM74 86H75V85H74ZM74 86L72 87L73 90H74ZM209 86H210V85H209ZM215 86L218 87L217 84H216ZM250 86H251V87H250ZM4 87H5V85H4ZM9 87H11V85H9L7 88H9ZM48 87H49V86H48ZM71 87H67V89H68V88H69V89H68V90L65 89V90H66V92L70 90V91H69V94H70V96H71V95L73 96L75 90H74V92H73V90H72V93H73V94L70 93V92H71V89H72ZM79 87H81V86H79ZM206 87H207V86H206ZM216 87H215V88H216ZM221 87H220V89H219V90H220L219 93L222 92V91H221V90H222ZM2 88H3V87H2ZM226 88H227V87H226ZM87 89L90 90L89 88H87ZM87 89H86V90H87ZM92 89H93V88H92ZM92 89H91L90 93L92 92ZM187 89H188V88H187ZM10 90H11V89H10ZM53 90L56 91L57 89H53ZM65 90L63 89V91H61V92L64 93ZM84 90H85V89H84ZM88 90H87V92H88ZM208 90H210V89H207V92H208ZM219 90H217V91H219ZM224 90H225V89H224ZM230 90H232V89H230ZM8 91H9V89H8ZM43 91H44V90H43ZM43 91H42V92H43ZM51 91H52V89H51ZM225 91H226V90H225ZM237 91H238V90H237ZM248 91H249V90H248ZM250 91H251V90H250ZM3 92H4V90H3ZM87 92L82 93V92H80V91H78V92L76 91V93H75L76 95L74 94V96L79 97L78 95H80V97H79L80 101L82 102V100H83V101H85V102L87 103L88 101H90V100H89L90 98H89V96H88L89 93H87ZM228 92H229V91H228ZM228 92H227V93H228ZM230 92H231V91H230ZM44 93H45V92H44ZM59 93H60V92H59ZM78 93H80V94H78ZM94 93H95V92H94ZM203 93H204V92H203ZM216 93H217V92H216ZM227 93H226V95H227ZM250 93H251V92H250ZM250 93H249V94H250ZM3 94H4V93H3ZM40 94H42V93L40 92ZM45 94H46V93H45ZM54 94H57V93L54 92V93H53V96H54ZM66 94H67V93H66ZM83 94H87V95L85 96V95H83ZM92 94H93V93H92ZM92 94H91V95H92ZM190 94H192V93H190ZM206 94H207V93H206ZM221 94H222V93H221ZM234 94H235V91H234ZM236 94H237V95H235L236 98H237V96H238V97L240 96L238 93H236ZM245 94H243V96H244ZM249 94H247V95L249 96ZM252 94H253L252 96H254L255 93H252ZM9 95H10V94H9ZM47 95H48V94H47ZM51 95H52V94H51ZM51 95H49V96H51ZM64 95H65V94H64ZM64 95L62 94V96H64ZM67 95H68V94H67ZM89 95H90V94H89ZM95 95H97V96H95L94 99H96V97L98 98L99 95H98V94H95ZM199 95H201V94H199ZM209 95H210V94H209ZM212 95H213V94L211 93V96H212ZM215 95H216V94H215ZM218 95H219V94H217V98H218ZM223 95H224V94L220 95V97H222ZM226 95H224L223 97H225ZM259 95H260V93H259ZM2 96H3V95H2ZM2 96H1V97H2ZM42 96H44V95L42 94ZM55 96H56V95H55ZM84 96H85V97H84ZM87 96H88L89 99L87 98ZM243 96L241 95V97H242L241 99H243V100H240V98H239V99L237 98L239 101H241V102H239V103H241V104H243L242 101L245 102V101H244L245 97L243 98ZM248 96H246V97H248ZM252 96H251V97H252ZM263 96H264V94H263ZM1 97H0V98H1ZM4 97H6V96H4ZM44 97H45V96H44ZM44 97H43V100H44V99L46 100V98H44ZM51 97H52V96H51ZM60 97H61V96H60ZM68 97H69V96H68ZM90 97H91V96H90ZM93 97H94V96H93ZM205 97H206V96H205ZM226 97H227V96H226ZM230 97H232L231 94L229 95V98H230ZM254 97H255V96H254ZM256 97H257V95H256ZM261 97H262V96H261ZM6 98H7V97H6ZM53 98H54V97H53ZM65 98H66V96H64V99H63L64 101H65ZM72 98H73V97H72ZM72 98L69 97V99H67V100L70 101V99L72 100ZM81 98H83V99L81 100ZM84 98H86L88 101L85 100ZM91 98H92V97H91ZM203 98H204V97H203ZM210 98H211V97H210ZM210 98H209V99H210ZM214 98H215V97H214ZM229 98H227V99H229ZM236 98H235V99H236ZM248 98H249V97H248ZM258 98H259V97H258ZM3 99H4V98H3ZM54 99H55V98H54ZM61 99H62V97H61ZM79 99L76 98L75 101L78 100V101H76V102L80 103ZM104 99H105V98H104ZM128 99H129V98H127V100H128ZM222 99H223V98H222ZM227 99H226V101H227ZM107 100H108V99H107ZM107 100H106V101H107ZM109 100H110V98H109ZM111 100H112V98H111ZM215 100H216V99H215ZM219 100L221 101L220 98H219ZM233 100H234V98H233ZM233 100H232V101H233ZM245 100H246V99H245ZM252 100H255V99L252 98ZM4 101H6V100H4ZM9 101H10V98H9ZM37 101H38V100H37ZM47 101H48V100H47ZM72 101H74V99H73ZM72 101H71V102H72ZM92 101H93V100H92ZM96 101H97V103H98V100H96ZM104 101H105V100H104ZM113 101H114V100H113ZM206 101L208 102L207 99H206ZM210 101H211V99H210ZM229 101H231V100H229ZM229 101H228V102H229ZM234 101H237V100H234ZM259 101H264V100L261 98V99H259ZM16 102H17V101H16ZM31 102H32V101H31ZM43 102H44V101H43ZM54 102H55V101H54ZM71 102H68V104L71 103ZM85 102H83L82 104L85 105V104H86ZM94 102H95V101H94ZM108 102H109V101H108ZM110 102H111V101H110ZM130 102H131V101H130ZM218 102H219V101H218ZM218 102H217V103H218ZM250 102H251V99H250ZM252 102H254V101H252ZM252 102H251V103H252ZM0 103H1V102H0ZM18 103H19V102H18ZM48 103H49V102H48ZM84 103H85V104H84ZM91 103H92V102H91ZM128 103H129V102H128ZM213 103H214V102H213ZM223 103H225V102H223ZM236 103H237V102H236ZM239 103L237 104V107H239ZM254 103H256V102H254ZM254 103H253V104H254ZM3 104H6V103L3 102ZM3 104H2V105H3ZM29 104H30V103H29ZM63 104H64V103H63ZM66 104H67V103H66ZM71 104H72V103H71ZM71 104H69L68 107L66 106L68 109L71 108V109H70L71 111L66 110L67 108L64 107V108H63V109H64V110H63L64 112H63L62 115H66V116H67V114L69 113V115L72 116L71 114H73V113H79V112H76V111L80 109V106H79L78 109H77V105L74 106L75 103L72 104V105H71ZM80 104H81V103H80ZM80 104H78V105H80ZM82 104H81V105H82ZM94 104H95V103H94ZM102 104H104V103H102ZM129 104H131V103H129ZM206 104H207V103H206ZM218 104L221 105L220 102H219ZM225 104H226V103H225ZM225 104H224V105H225ZM229 104H230V103H229ZM245 104H246V103H245ZM247 104H248V103H247ZM8 105H9V104H8ZM59 105H60V104H59ZM90 105H92V104H90ZM96 105H97V104H96ZM98 105H99V104H98ZM98 105H97V107H98ZM209 105H210V103H209ZM219 105H218V106H219ZM224 105H223V106H224ZM234 105H235V104H233V106H234ZM249 105H250V103H249ZM249 105H248V107H247V105H246V107L249 108L250 110L252 109L253 111L251 110V111H252V112H251L249 109H248V110L246 109L247 112L250 111V114H251V113L253 114L254 112H256L254 106L251 108ZM251 105H252V104H251ZM9 106H10V105H9ZM44 106H45V105H44ZM62 106H63V105H62ZM70 106H71V107H70ZM103 106H105V105H103ZM109 106H111V105H109ZM109 106H108V107H109ZM112 106H113V105H112ZM191 106H192V105H191ZM210 106H211V105H210ZM223 106H222V107H223ZM230 106H231V105H230ZM45 107H46V106H45ZM55 107H56V106H55ZM59 107H61V106H59ZM69 107H70V108H69ZM72 107H73V108H72ZM74 107H75V108H74ZM84 107H85V106H84ZM92 107H94V106H92ZM92 107H91V110H92ZM97 107H96V108H97ZM115 107H116V106H115ZM118 107H119V106H117L116 108H118ZM131 107H132V105H131ZM208 107H209V106H208ZM211 107H212V106H211ZM213 107H215L214 104H213ZM219 107H221V106H219ZM222 107H221V108H222ZM226 107H228V105H227ZM226 107H224V108H226ZM240 107H241V105H240ZM246 107H245V108H246ZM4 108H7V107H4ZM24 108H25V107H24ZM53 108H54V107H53ZM88 108H90V106H89ZM88 108H86L87 111L89 112V116H88V117H90V115H91V118H92V114H90L91 110L89 111ZM102 108H103V107H102ZM106 108H107V105H106ZM106 108H104V109H105L104 111L111 112L112 116H114V115L116 114L115 116H118V118H117V117H115V118H117L118 121H119L120 123L122 122L123 124H124V122H125L126 119H127L128 113H129V116H130V115H131L130 112H132V111H131L132 108H131L130 111H129V109H126L127 112L124 110V111H125V112H124L125 114H124V116H123L122 118L125 117L126 119H120V118H121V117H120L121 115H120V114L118 115L117 113L113 114L115 111H114V112L112 111V109H111L112 107H111V108L109 107L111 111H109L108 108H107V110H106ZM119 108H120V107H119ZM216 108H217V107H216ZM216 108H215V110H216ZM233 108H234V107H233ZM253 108H254V109H253ZM7 109H8V108H7ZM46 109H47V108H46ZM74 109H75V110L77 109V110L75 111ZM121 109H123V108H121ZM121 109H120V111H122ZM208 109H209V108H208ZM212 109H213V108H212ZM222 109H223V108H222ZM222 109H220V111H221ZM226 109H227V108H226ZM229 109H230V108H229ZM256 109H257V108H256ZM26 110H27V109H26ZM32 110H33V109H32ZM50 110H51V109H50ZM97 110H98V108H97ZM133 110H134V108H133ZM218 110H219V109H218ZM224 110H225V109H224ZM227 110H228V109H227ZM232 110H234V109H232ZM232 110H231V111H232ZM238 110H239V108H238ZM238 110H237L236 112L239 113ZM254 110H255V111H254ZM261 110H262V109H261ZM3 111H6V110L3 109ZM30 111H31V110H30ZM52 111H53V109H52ZM65 111H66V112H65ZM67 111H68V113H67ZM210 111H211V110H210ZM34 112H35V111H34ZM36 112H37V111H36ZM57 112H58V111H57ZM61 112H62V111H60V113H61ZM71 112H72V113H71ZM98 112H100V111L98 110ZM108 112H107V115L110 116V115H109L110 113L108 114ZM112 112H113V113H112ZM122 112H123V111H122ZM197 112H198V111H197ZM205 112H206V111H205ZM227 112H228V111H227ZM232 112H234V111H232ZM232 112H231V113H232ZM236 112H234L233 115H234ZM240 112H242V111H240ZM243 112H244V111H243ZM257 112H258V111H257ZM4 113H6V112H4ZM31 113H32V112H31ZM55 113H56V112H55ZM65 113H66V114H65ZM80 113H81V112H80ZM83 113L88 114L87 112H85V109H84ZM100 113H101V112H100ZM104 113H105V112H104ZM126 113H127V114H126ZM132 113H135V111H133ZM217 113H219V112L217 111ZM222 113H223V112H222ZM229 113H230V112H229ZM229 113H227V114H229ZM238 113H237V115H238ZM258 113H260V112H258ZM57 114H58V113H57ZM96 114H97V112L93 113L94 116H95ZM122 114H123V113H122ZM190 114H191V113H190ZM247 114H248V113H247ZM252 114H251V115H252ZM254 114H256V113H254ZM3 115H4V114H1V116H3ZM12 115L14 116V114H12ZM24 115H25V114H24ZM40 115H41V114H40ZM73 115H75V114H73ZM79 115H80V114H79ZM100 115L104 116V114H100ZM107 115H106V117H107ZM125 115H127V116H125ZM214 115H215V114H214ZM220 115H221V114H220ZM223 115H224V113H223ZM251 115H249V116H251ZM1 116H0V121L2 122L1 119H2V118L4 119V117L6 118V116H5V115H4V117H1ZM19 116H20V115H19ZM26 116H27V115H26ZM57 116H58V115H57ZM57 116H56V117H57ZM70 116L67 117L68 119L64 116V119H62V121L65 120V118L67 119V122H65L66 124H65L64 122L61 121L62 126L65 127V128L63 127L64 130L67 129V128H69V127H70V124H71V126H72V122H73V121H72V118H71ZM112 116H111V118H112L111 120H110V118H109V120L111 121L112 124H111L110 121H109V123H107V122L105 123V125L107 124L106 126H105L104 124H100L101 122H99V124L97 123V125H100V126L102 127V129H103V127L105 128V127H107V126H109V128H113V129L111 130V134H114V132H115L114 129H115V127H116V125H114V124H115V121H116V120L114 119V120H115V121H114ZM129 116H128V117H129ZM132 116H133V117L135 116V118H133L134 121L131 120L130 118H128L127 120H131V123H134V124H130L129 121H128L127 123H125V126H124L123 124H121L122 126H121L120 124H117L118 126L116 127V129H118V128L121 126V130H120V128H119V129L117 130V131H118L117 133H120V132H119V130H120V131L125 132V133L127 134V136H128V135L131 136V133H132V136H131V137H133L134 134H136L138 138L141 136V137L139 138V139H141V141H138V143H137V142L134 143V142L132 141L133 143H132V145H130L131 148L129 147V143H130V142H127L128 145L126 144V146H128V147H129V150H130V151H129V154L131 153V150H133V149L138 150V151H140L141 153L137 152V155H136V153H135V154L133 153V155H132V153H131L130 155H131L133 158L130 159L131 156L129 155V156H128L129 159H128V158L125 159V160H126V164H125V161L122 162V163H124L125 165H124V167L121 166V168H123V169H125V170H121V168H119V169L117 168V169H116V170H117V174H118V175L121 174L120 177L122 176V178H123V176H125L126 174H128V171L130 170V169H129V170H126V168L128 169L129 166H134V168H136L135 165H133V164H135V163H134V160H136V158L138 159V158L140 157V155H141V156L144 155L142 152H144V151H143L144 149H148L147 146L149 147V145L153 143V144L155 145V147L157 148L158 143L160 142V141H159L160 138H159L158 136H155V135H154V139H153L154 142L159 141V142H157V145H156L154 142H152V143L150 142V143H149V141L146 143L147 140L144 141V143H142L143 140H144L143 138H145L144 135H145V134H149V130H151V129L149 128V129L147 130L146 125H145V124H147V122H146L145 124L143 123L145 120L142 121V122H140L139 119H138L139 117H136L135 114H134V115L132 114ZM132 116H130V117L132 118ZM138 116H139V115H138ZM200 116H201V115H200ZM226 116H227V115H226ZM234 116H235V115H234ZM234 116H233V117H234ZM258 116H259V115H258ZM32 117H33V116H32ZM49 117H50V116H49ZM56 117H55V118H56ZM61 117L63 118V116H61ZM61 117H60V118H61ZM119 117H120V118H119ZM218 117H219V116H218ZM235 117L237 118V116H235ZM252 117H253V115H252ZM252 117H251V118H252ZM260 117H261V116H260ZM22 118H23V116H22ZM60 118L57 117V119H60ZM69 118L71 119L72 122H71L70 124H67L68 122H70V121H68ZM82 118H83V114H82ZM82 118H81V120H82ZM91 118L89 119L90 121H91ZM93 118H94V117H93ZM93 118H92V119H93ZM136 118H137V119H136ZM229 118H230V117H229ZM245 118H246V116H245ZM245 118H244V119H245ZM247 118H248V117H247ZM262 118H263V116H262ZM16 119H17V116H16V118H15V121H16ZM28 119H29V117H28ZM30 119H31V118H30ZM37 119H38V118H37ZM45 119H46V118H45ZM79 119H80V118H79ZM135 119H136V120H135ZM193 119H194V118H193ZM218 119H219V118H218ZM221 119H223V118H221ZM230 119H231V118H230ZM238 119H239V118H238ZM24 120H25V119H24ZM52 120H53V119H52ZM60 120H61V119H60ZM60 120H57V121H58V124H57V123L54 124V122H53V124H54V125H59ZM89 120H88V121H89ZM97 120H98V118H97ZM137 120L139 121L140 125L137 124V122H136ZM224 120H225V119H224ZM246 120H247V119H246ZM258 120H259V119H258ZM26 121H27V119H26ZM37 121H38V120H37ZM42 121H43V120H42ZM54 121L57 122L56 119H54ZM85 121H86V119H85ZM105 121H106V118H105ZM217 121H218V120H217ZM219 121H220V120H219ZM221 121H223V120H221ZM1 122H0V125L2 126ZM30 122H31V121H30ZM35 122H36V121H35ZM51 122H52V121H51ZM82 122H84V121H82ZM135 122H136V123H135ZM223 122H224V121H223ZM259 122H260V120H259ZM49 123H50V122H49ZM63 123H64V124H63ZM87 123H88V122H87ZM113 123H114V124H113ZM141 123H142V124H141ZM243 123H244V122H243ZM4 124H5V123H4ZM18 124H19V123H18ZM37 124H38V123H37ZM47 124H48V123H47ZM61 124H60V125H61ZM108 124H110V125H108ZM126 124H129V125H131V126L126 125ZM143 124H144V125H143ZM225 124H226V121H225ZM230 124H231V121H230ZM245 124H246V122H245ZM20 125H21V124H20ZM20 125H17V126L19 127ZM24 125H25V124H24ZM48 125H50V124H48ZM67 125H68V126H67ZM95 125H96V124H95ZM102 125H104V126H102ZM112 125H113L114 127H112ZM132 125H133V127L135 126V127H134L135 129H134V128L132 129ZM147 125H148V124H147ZM227 125H228V123H227ZM227 125H226V126H227ZM232 125H233V124H232ZM232 125H231V126H232ZM235 125H236V124H235ZM241 125H242V123H241ZM251 125H252V124H251ZM31 126H32V124L30 125V128H31ZM37 126H38V125H37ZM51 126H52V123H51ZM51 126H48V127H49V128H48V131H45V132H48V134H50L49 132L51 131V133H52L53 136H52V135H51L50 137H49V135L46 136L47 133H44V131H42V132H41V133H43V134H41V137H42V138L39 136L40 139H38L39 141L42 140L43 142H42V141H41V142L44 143L45 141H44L43 139H45V138H43V136H44V137L46 136V139L48 138L46 141H47V143L49 142L48 145L50 144L49 147L54 146V145H53V144H54L53 141H55L56 138L59 137V136H55V134H53L52 130H50V129L52 128ZM123 126H124V127H123ZM126 126L130 127V129H131V131H132V132L130 131L131 133L128 131V130H130L129 128H126V130H125V127H126ZM136 126H138V127H136ZM139 126H140V128H139ZM141 126L143 127L142 129H141ZM245 126H246V125H245ZM245 126H244V127H245ZM247 126H248V124H247ZM3 127H4V126H3ZM21 127H22V125H21ZM32 127H33V126H32ZM50 127H51V128H50ZM58 127H59V126H57V128H58ZM92 127H93V125L90 126V127H89L90 130H89V128H88V130L91 131V128H92ZM122 127H123V128H122ZM19 128H20V127H19ZM26 128L30 130V128L27 127V126L24 127V128H22V129L26 130ZM40 128H41V127H40ZM59 128H60V127H59ZM59 128H58V129H59ZM72 128H73V127H72ZM79 128H80V127H79ZM94 128H96V126H95ZM260 128H261V127H260ZM10 129H11V132H14V131L16 132V131H17V130H13V131H12V128H10ZM10 129L8 128V129H7V132H9ZM32 129H33V128H32ZM63 129L60 128L59 130L62 132ZM96 129H97V128H96ZM96 129H92V131H93V130L95 131ZM102 129H101V130H102ZM116 129H115V130H116ZM123 129H124L125 131H124ZM136 129H138V130H136ZM228 129H230V127H229ZM247 129L250 130V126H249V128L247 127ZM257 129H259V128H257ZM0 130L3 131L4 128L0 127ZM18 130L20 131V129H18ZM24 130H22V131H24ZM33 130H34V129H33ZM33 130H32V132H31V130H30L31 133L28 132V133L26 134L25 131H24L23 134L21 133V135H19V136H20V139H21L23 142H21V140H18V141H17V142H21V143H23L22 145H24V144L27 145L28 142L30 141L29 143L32 142L31 144H32V145L35 144V147L37 148V149H36L35 147H33L35 150L32 151V153H34V152L36 151V154H37L38 156H35L36 154L34 155L36 158L32 156V157H33V163H28V164L26 165V168L28 167L29 164H34V163H36L35 160H36V159L38 160L40 157H41V159H40L41 162H40L39 160H38V161H39L40 163H42V162L45 163V161H46L47 159H44L45 161H43V158H42V157H45L46 155H48V154H46L45 156H41V154H40V152H43V154L46 152V151H42V150H41L42 148H44L43 145H44L45 143H44L43 145H39V146H41V148L39 149V150H41V151H40V152H37V151H39V150H38L39 146L37 145V144H39V142H38V140H37L36 143H37V142H38V143L36 144L35 141H32V140H34L33 137H35V135L33 136V134H34L33 132H35V130H34V131H33ZM69 130H70V128H69ZM78 130H79V129H78ZM85 130H86V129H85ZM85 130L83 131L82 134H84V133L86 134V132H87L88 130H87L86 132H85ZM135 130H136V132H135ZM153 130L155 131L154 128H153ZM156 130H157V129H156ZM1 131H0V133H2ZM22 131H21V132H22ZM37 131H38V130H36L35 133H38V132L41 131V130L39 129V131H38V132H37ZM71 131H72V129L70 130V132H71ZM97 131H98V129L96 130L95 133H97ZM99 131H100V129H99ZM99 131H98V133H99ZM127 131H128L130 134H128ZM231 131H233V130H231ZM260 131H261V130H260ZM26 132H27V131H26ZM73 132L75 133V131H73ZM103 132H105L104 129H103ZM106 132H107V134H104V133H103V134H102V133H101V134H98V135H103V139H102V140L104 141V144L100 143V145H105V146H106L105 148H104L103 146H100V147H103L102 149H100V151H103V149H104V150H106V151H109V152H107V154H108V153L111 154V153H114V152H111V150H112V149L114 150L115 145H113V143L109 140V137H111V136H113V135L110 134L109 130H108V131L106 130ZM112 132H113V133H112ZM150 132H151V131H150ZM158 132H159V131H158ZM225 132H226V131H225ZM229 132H230V131H229ZM252 132H253V131H252ZM3 133H4V132H3ZM18 133L20 134V132H18ZM63 133H64V132H63ZM65 133H66V136H67V135L69 136V134H67V131H65ZM68 133H69V131H68ZM87 133H88V132H87ZM117 133H116V136H115V135L113 136V137H114V141H115V143L117 144L118 141L121 143L120 140H116L117 137H118L119 139L124 140L125 143H126V139H127V138L124 137V135L126 136V134L121 132L122 134H121V133H120V134H121L122 136H121L120 134H118V135L121 137V138H120V137L117 135ZM151 133H152V132H151ZM9 134H10V135H9V138H8L9 140H8V139L6 140L7 142H8V141H9V142H8V143H5V144H6L5 146L3 145V146H4L3 149H4L7 145H9V143L11 142L10 139H11V140H15L14 137H16V136L13 134L14 137H12V138H13V139H12V138H10V136H12V135H11L12 133H9ZM28 134H29V136L32 135V140H30L31 137H30V138H26V137H28V136H27ZM89 134H91V133L89 132ZM157 134H158V133H157ZM227 134H228V133H227ZM231 134H232V133H231ZM259 134H260V133H259ZM23 135H26V136H24V138H22L21 136H23ZM78 135L80 136V134H78ZM93 135H96V134H93ZM104 135H105V136L107 135V137H106V141H105V139H104V138H105ZM108 135H110V136H108ZM136 135H135V137H136ZM233 135H234V134H233ZM2 136H3V135H2ZM19 136H18V138H19ZM85 136H86V135H85ZM89 136H90V135H87L88 138H89ZM91 136H92V135H91ZM130 136H128V139H127V140H131V139H132V138H129ZM142 136H143V138H142ZM149 136H150V134H149V135H146V138H149ZM235 136H237V135H235ZM238 136H239V135H238ZM238 136H237V137H238ZM243 136H244V135H243ZM248 136H249V135H248ZM256 136H257V135H255V136H253V137L256 138ZM263 136H264V135H263ZM51 137H52L53 139H54L55 137H56V138H55V140H53V139H50ZM95 137H97V138L100 137V138H101V136H99V137H98V136H95ZM95 137H94V138H95ZM135 137H134V138H135ZM137 137H136V138H137ZM150 137H151V136H150ZM228 137H229V136H228ZM232 137H233V136H232ZM232 137H231V138H232ZM237 137H236V138H237ZM245 137H247V136H245ZM245 137H243V138H245ZM257 137H258V136H257ZM0 138H1V137H0ZM64 138H65V137H63V140H65ZM78 138H79V137H78ZM97 138L95 139L96 141H97ZM100 138H99V139H100ZM107 138H108V141H107ZM138 138H137V139H138ZM233 138H234V137H233ZM238 138H239V137H238ZM254 138H253V139H254ZM1 139H2V138H1ZM25 139H26V140H25ZM35 139H36V138H35ZM49 139H50V140H49ZM58 139H60V138H58ZM68 139H70V137H68ZM75 139H76V137H75ZM84 139H86V138H84ZM84 139L82 138V141H84ZM110 139H112V138H110ZM142 139H143V140H142ZM156 139H157V140H156ZM158 139H159V140H158ZM227 139H229V138H227ZM227 139H226V140H227ZM248 139H249V138H248ZM258 139H259V138H258ZM260 139H261V138H260ZM63 140H62V141H63ZM87 140H88V139H87ZM90 140H91V139H90ZM90 140H89V141H90ZM95 140L93 139L94 142H95ZM100 140H101V139H100ZM153 140L150 139V141H153ZM236 140H237V139H236ZM241 140H242V139H241ZM263 140H264V137H263ZM263 140L261 139V140H259V141L262 142ZM26 141H28V142L25 143ZM51 141L53 142V144H52ZM82 141H81V142H82ZM85 141H86V140H85ZM116 141H117V142H116ZM233 141H234V140H233ZM238 141H239V140H238ZM242 141H243V140H242ZM254 141H255V140H254ZM17 142H16V144H17ZM41 142H40V144H41ZM63 142H66V141H63ZM63 142H61V143L59 142L58 145H57V147H54V148H58V149H59V145L61 144V146H62V143H63ZM67 142H68V140H67ZM97 142H99V141H97ZM97 142H95V143L98 144ZM108 142H111L112 144H111V143L108 144ZM119 142H118V143H119ZM163 142H164V141H163ZM220 142H221V141H220ZM257 142H258V141H257ZM47 143H46V145H47ZM55 143H56V141H55ZM69 143H70V142H69ZM69 143H67V144L69 145ZM71 143H72V145H73V142H71ZM140 143H141V144H140ZM231 143H232V142H231ZM235 143H236V142H235ZM14 144H15V143H14ZM89 144H92V142L90 141V143L87 144V141H86L85 143L82 144V146L79 145V146H80V150H83V151H84V149H85V147H86V149H87L86 152L89 151L88 148L91 149V147H92V146H89ZM133 144H135V145H133ZM143 144H144L145 146H146L147 144H149V145H147V146L144 148V147H143ZM153 144H152V145H153ZM224 144H225V143H224ZM232 144H233V143H232ZM11 145H12V144H11ZM29 145H30V144H29ZM32 145H31V146H32ZM51 145H52V146H51ZM83 145H84V146H83ZM87 145H88V146H87ZM93 145H95V144H93ZM98 145H99V144H98ZM98 145H97V146H98ZM111 145H112L113 147H112ZM118 145H119V144H118ZM124 145H125V144H124ZM139 145L141 146V148L143 147V150L141 149L142 151L139 149V147H140ZM152 145H150V146H152ZM160 145H161V146H164V144H162V142H161V144L159 143V146H158V148H157V149H158L157 151H156V149H154V150H153V149H148V150L145 152V153H148V152H150V150H151L150 153H152V151H153V155H154V156H153L152 154H149V153H148L149 155H148V154H146V155H147V156H150V155H151L150 157H147V156L145 157V155H144V156H142V158L140 157L141 159L139 158V160H140L142 163L144 162V159H143V158H144V157L147 158V161H146V170H148V174L150 173V175H148V176H147L146 174H144V170L142 169V166H141L139 169H138V167L136 168L137 175L140 176V174H142L140 180H142V179L144 180V181L142 182V184L139 183L140 185H142V187H140L139 184H138V186L133 185V186L131 187V189H130L127 185H126V187H128V188H125V184L128 183V180H127V182H126V179H128V178H126L125 181L123 182V183H124V188L120 185V184H123V183H121V182L118 183L119 188H118V186H117V188H116V186H114V185H115V184H113L114 182L111 183V186H112V184H113L114 188L117 189V190H115V191H118V192H117V193H118L117 197L120 196L119 191H120V190L122 191L123 189H124V191H127V192H126V195H128V193H131V195L133 194L132 196H134V197L131 196L132 199H133V198H136V195L139 194V192H140L142 189H145L146 186L149 187V190H148L147 195H146V194H145V195L142 194L141 198H136L137 200L135 199V200H136V203L139 202L138 205H137L136 203H134V205H133V206L131 205V206H132V207H131V206L128 204V205L130 206V209H131L130 211H133V210H135V211H133V213H131V214H129V213L127 214V215H128V218L126 217V218H127V219H126V222H127V220H128L127 224L125 225V222H122V221L119 220L120 223H121V222L123 223V224H121V226H124V225H125L126 228L124 227V229H125L124 231H126V232L123 231V227L118 231L117 228H119V227H118V226H117V227L115 226V228H114V225H112V224H110V227H111V225L113 226L112 229H110V227L108 226L109 229H110L111 231H109V230H108V227H107L106 231H102V230H101V232H100V231H99L100 228H101L102 226H104L103 224H100V225H102L100 228L97 226V227L99 228V230H98L97 227H96V228H97V230L101 233V234H100V233L97 231V232H98L97 234H100V235L102 236V238H100V237L97 238V239L95 240V243L97 244V242L99 241V239H100V240H103V239H104V238H103V234H102L103 232H104V237H107L106 239H110V238H112L111 236H113V238L116 239L115 242H118V241H119V238H118V237H119L120 235H121V236L124 235V234H123V232H124V233H125V235H124L125 237H121V236H120V237H121V239H123V240H124V238H125V240H126L127 243H122V244H128V243H130V242H128V241H129V240H128L129 238H126V237L128 236L126 233H132V234L134 235V238L132 237L131 234H130V235H131V238H133V240H134V239H136L137 237H140V236L144 235L145 233L149 232V229H150V228H152L151 230L153 231V229H154L153 226H149V224L151 223V220H152V218H150V217H151V213H150V211L153 213L155 210H157V211L159 210V211H160V209H161V211L167 213V214L164 213V214H166V215H168V214L171 212V214H169V215H171V217L173 216L172 214H175V220H174V223L171 224V225H172V227H173V226L176 227V228L173 227V228L176 230V232L173 233L174 236H171V237H170V238L173 237V241H172V239H166L167 244L164 243L165 241H164V242L160 241V243L163 245V247H164V245H165V247H167V249H168V246L170 245V244H169V243H170V240H171V242H173V243H172L171 246H169V247H171V249L169 248V250H171V251L167 250V251H168V252H167L166 250H164V251L161 250L162 252L160 253L159 256H157V255L159 254L160 251L157 253V251L155 250V252H156L155 255H156V257H157V260L159 259V263L157 262L156 264H182V263H179V262H180L179 260H181V259L187 260V262H186L185 264H187V263H188V264H257L259 261H261V260L263 261L264 255H263V258H262V257L259 258L260 260L257 262L256 259H255V257H254V254H255V255H256V254L259 255V254H261L260 251H262V254H264V249H263V248H264V245H263L264 243H263V244L261 243V241L264 242V241H263V240H264V236H262L263 238L261 237V234L264 233V195H262L263 198H261V199H263V201L261 200V203H260L259 201H257V204H258V202H259L261 206L263 205L262 207L259 205V206H260V210L262 209V212L260 211L261 214H259L260 212H258V214H259V216H260V217H258V219L260 218V220L257 219L258 221H260V223L262 222L261 225H260L259 222H258V225H260L261 227H260V226H259V227H256V226H258V225L255 223V220H256V219L253 221V219H250V218H249L250 214H252V213H250L251 211H249V216H248V213H247V214L245 213V212H248V209H247V210L243 209V210H244L243 212H244L245 214H244V213H240L241 211H239V209H242V205H243V202H245V198H246L247 202H248V201H249V202L251 201V203H252L253 199H255V198H254V197H255V194H253V195H254L253 199H252V197H250V196H251V193H253V188L250 189V188H251V187H250V186H251L250 183L253 182V184H255L254 182H256V183H259L260 185H261V184H262V185L264 184V183H263V182H264V164H261V162H260V163H259L260 166H259V164H253V163H251L250 165L248 164V165H249V166H248V165H247V161L242 160L243 157H242V159H241V163H240L241 166L243 167V168H242V170H243V174L246 175V177H249L250 180L252 179V181H251V182L249 183V185H248V186H249L248 189H249V190H252V191H250L251 193H250V192L248 193V194H250L249 197H250L252 200H249L250 198H248V196H247V197H244V200H241V199L243 198V196H244V195L242 196V194H243V192H242L243 188H242V189H240V190H241L240 192L242 193V194H240V196L242 197L240 200H241V202L243 201V202L241 203L242 205H241L240 203H237V204H236V205H239V204H240L241 207H240V208H239V207L236 208L237 206L234 204L235 202H233V204H234L235 206H234L233 204H232V205H233V207H235L236 209H238V211H237L238 213H237L236 210H235V212L237 213V214H236V215H237V218L235 217L236 215L234 214V217H235V220H234V221H235L236 223H238L237 226H240L242 229L246 228L244 231H246V230L248 231V233L245 234V236H247V238H245V239H247V243H245V245L242 246V245H240L239 242H233V243H231L229 246H226L227 248L225 247V248L222 249V247H224L225 245H224V246H221L220 244H221L222 238H223V240H224L225 238H227V237H226L227 234H226L225 238H224V234H223V233L227 232V230H226V231H225V229L222 230V231H224V232H222L221 230H220V231L218 230V231H219V235H218V236H219V239H221V241L218 239V241L220 242V244H219V242H218V244L221 246V248H220L221 250H220V249L216 250L218 245H216V243H215L216 246L213 245V244H212V240L210 241V240H207V239H206V240H207V241H206V240H202V239H200V238H199L200 236L198 237V234H200V233H201L202 236H203L202 233L207 234V231H204V230L206 229V227H208L207 230H210V229H209L210 227H214V224H212V223H217L216 220L213 219L214 222L211 221V222H212L211 224L213 225V226H212V225H210V223H207V220L209 221V219H207L206 222H204V219L202 218V219H203V222H204L205 224L207 223V225L210 226V227H209V226H206V227H205V226H204L205 224L203 225V224H202L203 222H202L200 219H196V217H193L194 215L190 213V212H192V210H193V212L196 211V209H194V208H196V207H194L193 209H191V208H192L193 206H195L197 203H195V205L192 204L193 206L191 205V207H190V205H189V207H190V208H189V207L187 206V203L189 202L188 200H189V197H190V196H189V197H186V198H182V196H181L182 193L180 194V196L178 195V193H180V191L183 192V191H182V187H184V188H183L184 193H185L184 196H187L186 194L188 193V191H187V189H186L187 187H185V186H186L185 184H187L186 182L189 183V180L192 181V180L190 179V176L188 177V175H187V174H188V171H186L185 169H182V166L184 167V164H181V163H182L181 160L183 159L182 155H181V156L178 155L179 158H176V157H177V155H176L177 153L174 154V152H173V150H175V148L172 150L173 147H171V148H169V149H171V150L168 149V151H170L171 153H173V154H174L173 156H174L175 158H172L173 156H172V154H171V158L169 159V156H167V155L169 154V152H166V153H165L164 150L161 151V149H160ZM168 145H169V144H168ZM236 145H237V144H236ZM55 146H56V145H55ZM61 146H60V147H61ZM70 146H71V145H70ZM75 146H76V145H75ZM79 146H78V147H79ZM95 146H96V145H95ZM116 146H117V145H116ZM119 146L121 147V145H119ZM134 146H135V147H134ZM137 146H138V147H137ZM239 146H240V145L238 144V145L236 146V147H238V148H237V151H236V150H233V152H232L231 154H230V152H229V151H232V150H230L231 148L229 149V151L227 150L229 153L227 152L228 155L226 156V158L224 157L225 160L220 159V160H221V165H220V166H222V167H224V169H226V167H227V166H226V161H227V160L230 161V160H232V159L236 156L235 153H234V151H235L237 154H238V152H239V154H240V151H241V152H242V156H243V153H245L244 156H248L247 159H248V158H252V155H253L252 153H253V152L256 153V151H262V150H259V149L256 150V148L258 147V146L256 145V146H257V147H255V150H256V151L254 150V151L251 153L252 155L249 156V155L247 154V149L244 148V149L246 150V152H243V151H242V150H244L243 147H239ZM243 146H244V145H243ZM12 147H13V146H12ZM17 147H19L18 144H17V146H15V148L17 149ZM45 147H46V146H45ZM47 147H48V146H47ZM47 147H46V148H47ZM49 147H48V148H49ZM67 147H68V146H67ZM83 147H84V148H83ZM107 147H108V149H107ZM111 147H112V149H111ZM120 147H118V148L120 149ZM124 147H125V146H124ZM164 147H165V146H164ZM244 147H245V146H244ZM13 148H14V147H13ZM13 148H12V149H13ZM26 148H27V149H26ZM28 148H32V147H29V146L27 145V146L25 147L26 151L28 150ZM48 148H47V149H48ZM63 148L66 149V148H65V143L63 144V147L60 148V151H62ZM82 148H83V149H82ZM93 148H95V147L93 146L92 149H93ZM122 148H123V145H122V147H121L120 150L117 149V148H116L117 150H116V149H115V150H116V151L119 150V151H120V154H121L122 152L124 153V150L127 149V147H125L124 149H122ZM136 148H138V149H136ZM224 148H226V147H224ZM232 148H233V147H232ZM249 148H250V146H248V149H249ZM251 148H252V147H251ZM260 148L262 149V146H261ZM1 149H2V148H1ZM6 149H8V146L6 147ZM25 149H24V150H25ZM47 149H46V150H47ZM49 149H50V148H49ZM21 150H22V149H21ZM29 150H31V149H29ZM44 150H45V149H44ZM94 150H95V149H94ZM179 150H180V149H179ZM1 151H2V150H1ZM7 151H8V150H7ZM11 151H12V150H11ZM17 151H19V150H16V152H17ZM26 151H25V152L23 151L24 153H26L25 155L29 154V153H27ZM47 151H48V150H47ZM52 151H53V150H52ZM55 151H56V150H55ZM57 151L59 152V154L57 153V154H56L55 156H53V157H59V155H62V153H61L59 150H57ZM57 151H56V152H57ZM63 151H65V150H63ZM63 151H62V152H63ZM100 151L98 150L99 153H100ZM116 151H115V153H116ZM119 151L117 152L118 154H113V155H115L116 158H117L116 155H119ZM154 151H155V153H154ZM159 151H160V152H159ZM165 151H167V150H165ZM176 151H177V149H176ZM176 151H175V152H176ZM8 152H9V151H8ZM12 152L14 153L15 151L13 150ZM21 152H22V151H21ZM49 152H51V151L49 150ZM73 152H75V151H73ZM81 152H82V151H81ZM98 152L96 153V151H95V152H94L95 155H94V153H93V154L90 153V154H91V155H90L88 152H87V153H83V152H82V154H86L85 156H86V158H87V154H88L89 156L92 157V156H96V154H98ZM126 152H127V151H126ZM126 152H125V153H126ZM156 152H157V153H156ZM250 152H251V151L249 150V153H250ZM3 153H6L5 149L3 150ZM13 153L11 154L13 158H14L15 156L18 157L19 152H17L18 155H17L16 153H14L15 155H13ZM54 153H55V152H54ZM123 153L121 154V157L124 155ZM181 153H182V152H178V154H181ZM255 153H254V154H255ZM7 154H8V153H7ZM20 154H21V153H20ZM22 154H23V153H22ZM30 154H31V153H30ZM43 154H42V155H43ZM63 154H64V152H63ZM110 154H108V155H110ZM259 154H260V152H259ZM39 155H40V156H39ZM52 155H54V154L52 153ZM64 155H65V154H64ZM68 155H69V154H67V156H68ZM71 155H72V154H71ZM103 155H105V154H103ZM108 155H107V156H108ZM113 155H112V156L110 155V157L108 156V157L110 158L109 161H107V159H106V157H105V160H106V162H107V163L105 164V160L103 161L105 165H104V164H103V165L100 164L101 166L99 167V169L96 168L97 170L94 168V170L97 171V172H95L96 176H98L97 174H98L99 171H100L99 175H102V180H101L99 177H96L95 175H94V176H95L97 179H100L101 182L104 180V183H105V182H107V181H110V178H109V177H111V178H112V177H116V176H115L116 173H115V175H113L114 172H112V171L110 170L112 167H113L112 169L114 170V166H115V165H113L111 162H113V161H114V163L117 162V163H115V164H117L118 166L122 164V163H120L121 159H120V161H116V159H115V157H114ZM224 155H225V154H224ZM240 155H241V154H240ZM256 155H257V154H256ZM261 155H262V154H261ZM27 156H28V155H27ZM27 156H26V157H27ZM50 156H51V154H50ZM78 156H79V154H78ZM83 156H84V155H83ZM83 156H82V157H83ZM136 156H137V157H136ZM138 156H139V157H138ZM262 156H264V155H262ZM4 157H5V156H4ZM19 157H20V155H19ZM19 157H18V159H19ZM23 157H24V155H23ZM28 157H29V156H28ZM32 157H31V158H32ZM37 157H38V158H37ZM51 157H52V156H51ZM60 157H61V156H60ZM60 157H59L58 159H60ZM68 157H69V156H68ZM71 157H72V156H71ZM75 157H77V156H75ZM96 157H98V156H96ZM96 157H95V158H96ZM101 157H102V156H100V158H101ZM108 157H107V158H108ZM111 157H113L115 160H112ZM123 157H124V156H123ZM125 157H126V156H125ZM181 157H182V158H181ZM236 157H237V156H236ZM236 157H235V158H236ZM259 157H260V156H259ZM24 158H25V157H24ZM24 158H23V159H24ZM46 158H48V160H47V162H48V161H49V156L46 157ZM66 158H67V157H66ZM73 158H74V155H73ZM73 158H72V159H73ZM180 158H181V160H180ZM219 158H221V157H219ZM240 158H241V157H240ZM253 158H254V157H253ZM255 158H256V157H255ZM255 158H254L253 160H255ZM18 159H15V158L13 159V165H14V166H16V160H18ZM23 159H22V160H23ZM50 159H51V158H50ZM69 159H70V158H69ZM74 159H75V158H74ZM74 159H73V160H74ZM79 159H80V158H79ZM82 159H83V158H82ZM82 159H80V161H81ZM88 159H89V158H88ZM91 159H92L93 161L96 160V159H94V158H91ZM91 159H90V161H92ZM122 159H123V158H122ZM132 159H134V160H132ZM176 159H177V160H180V161H177ZM238 159H239V157H237V160H238ZM261 159H262V158H261ZM14 160H15V161H14ZM30 160H31V159L27 158L26 161L29 162ZM51 160H53L54 162L51 161ZM51 160H50V162H51L50 165H51L52 163H53V165H56V164H57V163L55 164V161L57 162V159L54 160V159L52 158ZM65 160H66V159H65ZM65 160H64V161H65ZM75 160H76V159H75ZM75 160H74V162H76V164H79V163H77V162H79L78 159H77V161H75ZM97 160H98L97 162L100 161V159H97ZM117 160H118V159H117ZM127 160H128V162H127ZM131 160H132V162H131V164H130L129 161H131ZM139 160H138V161H139ZM253 160H252V161H253ZM256 160H257V161H255L254 163H257V162L261 161V160L258 159V157L256 158ZM263 160H264V159H263ZM263 160H262V161H263ZM1 161H2V160H1ZM20 161H21V160H20ZM20 161H19L18 163H20ZM31 161H32V160H31ZM138 161H137V162H138ZM152 161H154V162H152ZM215 161H216V160H215ZM2 162H3V161H2ZM22 162H23V165H24L25 159H24V161H22ZM22 162L20 163V165L22 164ZM39 162H38V163H39ZM58 162H59V163H62V162H60V161H58ZM66 162H67V161H66ZM86 162H89V160L86 161ZM109 162H110V163H109ZM178 162H180V163H178ZM236 162H237V161H236ZM263 162H264V161H263ZM263 162H262V163H263ZM4 163H5V162H4ZM4 163H3V165H1V167L4 166ZM14 163H15V164H14ZM26 163H27V162H26ZM38 163H37V164H38ZM40 163H39V164H40ZM44 163H43L42 165H44ZM72 163H73V162H72ZM108 163H109V164H108ZM118 163H119V164H118ZM139 163H140V162H139ZM216 163H217V162H216ZM227 163H228V162H227ZM249 163H250V162H249ZM39 164H38V167H39ZM47 164H49V162H48V163H45L46 166L44 165V166L42 167V169H41V168L39 169V170H42V172H41V171H38V172H40V173H39V175H37L38 177H36L35 180H36V179H39V176H40V179H39V180H41V175H43V176L47 175V174H46V171H45V173L43 172L44 170H47V169H46ZM63 164H64V163H63ZM86 164H87V163H86ZM88 164H91V162L88 163ZM88 164H87V166H88ZM92 164H93V162H92ZM94 164H95V163H94ZM129 164H130V165H129ZM179 164H180V165H179ZM218 164H219V163H218ZM218 164H217V166H219ZM233 164H235V163L233 162ZM18 165H19V164H18ZM42 165H41V166H42ZM50 165H49V166H50ZM67 165H68V164H66V167H67L68 170H69V167H68ZM107 165H108V166H107ZM128 165H129V166H128ZM181 165H182V166H181ZM229 165H230V164H229ZM237 165H239V164H237ZM261 165H262V166H261ZM30 166H32V165H30ZM34 166H36V165L34 164L33 167H34ZM73 166H74V165H73ZM73 166H70V167L72 168ZM76 166H77V165H75V167H76ZM78 166H79V165H78ZM82 166H83V165H82ZM85 166H86V165H85ZM92 166H93V165H92ZM102 166H103V167H104V166L106 167V168H104L105 170H102V171H104V172L101 171V169H103ZM110 166H111V168H110ZM179 166H181V169H180ZM220 166H219V167H220ZM234 166H235V165H234ZM239 166H240V165H239ZM239 166H238V167H239ZM241 166H240V167H241ZM4 167H5V166H4ZM19 167H20V166H19ZM33 167H32V168H28V169H31V171H32V170H34ZM44 167H45V168H44ZM50 167H51V166H50ZM63 167H64V166H63ZM66 167H64L63 170H67ZM83 167H84V166H83ZM89 167H91V166L89 165ZM115 167H116V166H115ZM154 167H156L157 169L155 170ZM222 167H221V168H222ZM43 168H44V169H43ZM51 168H52V167H51ZM61 168H62V166H61ZM76 168L79 169V171H80V167H76ZM100 168H101V169H100ZM132 168H133V167H132ZM184 168H185V167H184ZM189 168H190V167H189ZM234 168H235V167H234ZM13 169H14V168H13ZM23 169H24V166H23ZM23 169H21V170H23ZM28 169H27V170H28ZM37 169H38V168H37ZM37 169H36V171H37ZM48 169H49V167H48ZM107 169H108V170H107ZM137 169H138V171H137ZM140 169L143 170V171H141ZM151 169H152V171L149 172ZM205 169H206V168H205ZM230 169H231V168H230ZM5 170H6V169H5ZM21 170H20V171H21ZM27 170H26V171H27ZM70 170H71V169H70ZM70 170H69V172H70ZM116 170H114V171H116ZM120 170H121V171H120ZM181 170H183V171L185 170V173H182ZM189 170H190V169H189ZM233 170H234V169H233ZM240 170H241V169H240ZM3 171H4V170H3ZM24 171H25V170H24ZM24 171H22V173H23ZM36 171H35V172H36ZM61 171H62V170H60V172H61ZM71 171H72V170H71ZM105 171H106V173H105ZM108 171H110V172L112 173V176H110L111 173L108 172ZM123 171H124V172H123ZM126 171H127V173L125 174ZM130 171H131V170H130ZM180 171H181V175H180V173H179ZM225 171H227V169H226ZM229 171H230V170H229ZM238 171H239V170H238ZM238 171H236V172H238ZM38 172H37V173H38ZM62 172L65 173V171H62ZM72 172H74V171H72ZM93 172H94V171H92V172L90 173V177H91V175H93ZM119 172H121V173H119ZM141 172H143V173H141ZM232 172H234V171H232ZM232 172H231V173H232ZM239 172H240V171H239ZM6 173H7V171H6ZM28 173H29V172H28ZM31 173H32V172H31ZM33 173H34V172H33ZM41 173H42V174H41ZM43 173H44V174H43ZM64 173H63V174H64ZM70 173H71V172H70ZM101 173H103V174L105 173V175H103V174H101ZM122 173H124V174H122ZM151 173H154V174L152 175ZM186 173H187V174H186ZM40 174H41V175H40ZM52 174H53V173H52ZM55 174H56V173H55ZM59 174H61V173H59ZM108 174H109V176H108ZM129 174H130V172H129ZM143 174H144V176H143ZM182 174H183V175L186 174L187 176L185 177V175H184L183 178H182ZM224 174H225V172H224ZM226 174H228V173H226ZM232 174H233V173H232ZM238 174H239V173H238ZM16 175H17V174H16ZM22 175H23V174H22ZM28 175H29V174H28ZM57 175H58V174H57ZM74 175H75V174H74ZM83 175H84V174H83ZM83 175H80V176L78 175V176L81 177V176H83ZM118 175H117V177H118ZM135 175H136V174H135ZM235 175H236V174H234V176H235ZM5 176H6V174H5ZM26 176H27V175H26ZM43 176H42V177H43ZM58 176H59V175H58ZM78 176H76V177L79 179ZM127 176H128V175H127ZM132 176H133V175H132ZM138 176H137V177H138ZM151 176H152V177H151ZM227 176H228V175H227ZM232 176H233V175H232ZM49 177H50V176H49ZM74 177H75V176H74ZM107 177L109 178V180H108ZM135 177H136V176H135ZM135 177H133V178H135ZM142 177H143V178H142ZM145 177H146L147 180L145 179ZM147 177H149V178H147ZM211 177H212V176H211ZM242 177H244V176L242 175ZM53 178H54V176H53ZM53 178H52V179H53ZM55 178H56V177H55ZM83 178H84V177H83ZM93 178H94V177H92V179H93ZM106 178H107V179H106ZM186 178H187V179H186ZM233 178H234V177H233ZM240 178H241V177H240ZM240 178H239V179H240ZM2 179H3V178H2ZM24 179H25V178H24ZM27 179H28V178H27ZM29 179H30V178H29ZM29 179H28V180H29ZM72 179H73V178H72ZM81 179H82V178H81ZM135 179H136V178H135ZM135 179H134V180H135ZM181 179H184V180L186 179V180H185V182L183 181V182H184V183H183V182L181 181ZM194 179H195V178H194ZM215 179H216V178H215ZM246 179H247V178H246ZM246 179H245V177H244V180H246ZM56 180H58V178H56ZM56 180L53 181V182L56 183ZM112 180H113V179H112ZM131 180H133V179H131ZM131 180L129 179V183H130ZM136 180H137V179H136ZM138 180H139V179H138ZM138 180H137V182H139ZM242 180H243V179H242ZM23 181H24V180H23ZM50 181H51V180H50ZM65 181H66V180H65ZM70 181H72V180L70 179ZM70 181H69V183L71 184L72 182H70ZM74 181H75V180H74ZM78 181H79V180H78ZM81 181H82V180H81ZM85 181H86V180H85ZM122 181H123V180H122ZM145 181H146V182H145ZM167 181H170V183H169V182L166 183ZM246 181H247V180H246ZM24 182H25V181H24ZM36 182H37V181H36ZM36 182L33 183V184H35V185L37 186ZM75 182L77 183V180H76ZM75 182H74V183H75ZM88 182H89V181H88ZM98 182H99V181H98ZM110 182H111V181H110ZM133 182H134V181H133ZM133 182H132V183H133ZM137 182H136V184H137ZM140 182H141V181H140ZM173 182H174V183H173ZM178 182H180V183H178ZM181 182H182V183H181ZM237 182H239V181H237ZM243 182H244V181H243ZM247 182H249V181H247ZM6 183H7V181H6ZM26 183H27V181H26ZM38 183H39V182H38ZM57 183H58V181H57ZM84 183H86V182H84ZM90 183H93V182H90ZM144 183H145V186H144ZM190 183H191V182H190ZM229 183H230V182H229ZM231 183H232V182H231ZM235 183H236V182H235ZM95 184H97V181L95 182ZM102 184H103V183H102ZM147 184H148V185H147ZM177 184H180V185H177ZM181 184H184V185H181ZM243 184H244V183H243ZM39 185H40V183H39ZM39 185H38V186H39ZM52 185H53V183H52ZM54 185H55V184H54ZM87 185H88V184H87ZM106 185H107V183H106ZM172 185H173V187H176V189H177L178 186H180V187H178V188H180L181 190L178 191V189L176 190L175 188H174V189H170V187H171ZM187 185H188V184H187ZM192 185H193V184H192ZM216 185H217V184H216ZM228 185H230V184H228ZM235 185H236V184H235ZM246 185H247V183H246L244 186H246ZM260 185H259V188H261ZM262 185H261V186H262ZM33 186H34V185H33ZM48 186H49V184H48ZM76 186H78V184H77ZM103 186H104V184H103ZM103 186H102V188H103ZM107 186H108V185H107ZM111 186H109V187H110L109 191H110L111 193H112V191L115 192V191L113 190V187L111 188ZM120 186L122 187V189H120V188H121ZM232 186H234V184H233ZM244 186H243V187H244ZM252 186H253V185H252ZM254 186H255V185H254ZM263 186H264V185H263ZM263 186H262V187H263ZM34 187H35V186H34ZM34 187H33V188H34ZM40 187H41V185H40ZM68 187H69V186H68ZM135 187H136V188L138 187L137 190H139V191L136 192V188H135ZM144 187H145V188H144ZM173 187H171V188H173ZM230 187H231V186H230ZM230 187H229V188H230ZM256 187L258 188L257 185H256ZM30 188H31V187H30ZM35 188H36V187H35ZM72 188H73V186H72ZM72 188H71V191H72ZM94 188H95V187H94ZM203 188H204V187H203ZM231 188H233V187H231ZM78 189H79V188H78ZM80 189H81V188H80ZM92 189H93V188H92ZM118 189H119V190H118ZM127 189H128V190L130 189V190H129L130 192H128ZM185 189H186V190H185ZM244 189H245V188H244ZM248 189H247V190H248ZM255 189H256V188H254V192L256 191ZM262 189H263V188H262ZM262 189H261V190H262ZM43 190H44V189H43ZM64 190H65V188H64ZM67 190H69V189L67 188ZM81 190H82V189H81ZM94 190H95V189H94ZM96 190H97V189H96ZM111 190H112V191H111ZM233 190H234V192H235L236 188L233 189ZM233 190L231 189V191H233ZM245 190H246V189H245ZM247 190H246V192H247ZM59 191H60V190H59ZM71 191H70V195L68 194V196H71ZM73 191H74V190H73ZM73 191H72V195H73V193H74ZM86 191H87V190H86ZM109 191L107 190V193H108ZM134 191H135V192H134ZM185 191H187V192H185ZM243 191H244V190H243ZM257 191H258V192H262V191H259L258 189H257ZM263 191H264V189H263ZM67 192H68V191H67ZM67 192H66V193H67ZM75 192H76V190H75ZM77 192H78V191H77ZM81 192L83 193V190H82ZM146 192H147V191H146ZM199 192H200V191H199ZM234 192H233V194H231L232 196L234 195ZM236 192H237V190H236ZM63 193H64V192H63ZM63 193H61V194H63ZM79 193H80V192H79ZM136 193H137V194H136ZM140 193H142V192H140ZM263 193H264V192H262V194H263ZM64 194H65V193H64ZM75 194H76V196H77V195H78V196L80 195V194H78V193H74V196H75ZM113 194H115V193H113ZM134 194H135V195H134ZM188 194H189V193H188ZM195 194H197V193H195ZM198 194H199V193H198ZM198 194H197V195H198ZM218 194H219V193H218ZM110 195H112V194H110ZM123 195H124V194L122 193V196H123ZM126 195H125V196H126ZM143 195H144V196H143ZM189 195H190V194H189ZM223 195H224V194H223ZM236 195H237V194H236ZM256 195L258 196L257 192H256ZM58 196H59V195H58ZM74 196H73V197H74ZM122 196H121V197H122ZM145 196H146V197H145ZM195 196H196V195H195ZM218 196H219V195H218ZM238 196H239V193H238ZM240 196H239V197H240ZM245 196H246V195H245ZM260 196H261V195H260ZM262 196H261V197H262ZM104 197H106V195H105ZM109 197H110V196H109ZM142 197H143L144 199H145V198H146V199L148 198L146 201H147V202L149 201V202H148L149 204H150V203H151V204L154 203V205H156L157 208H154L153 211H152V209H153V205H152V207L150 206L151 209H149L150 207H149L148 205H147V206H148V208H147V206H146L145 204H148V203H146L145 200H144V202H145V203H144V202L142 201ZM239 197H238V198H239ZM71 198H72V196L69 197L68 199L70 200ZM75 198H77V197H75ZM98 198H99V197H98ZM98 198H97V199H98ZM124 198H125V197H124ZM129 198H130V197H129V195H128V198L126 197L125 199L128 200V202H129V201L131 200V199L129 200ZM181 198H182V199H181ZM192 198H193V197H192ZM192 198H190V200H192ZM208 198H210V197H208ZM224 198H225V197H224ZM247 198H248V199H247ZM258 198H259V197H257V199H258ZM68 199H67V200H68ZM99 199H100V198H99ZM108 199L110 200V198H108ZM116 199H117V198H116ZM125 199H124V200H125ZM184 199H185L186 201H185ZM221 199H222V198H221ZM221 199H220V201H221V203H223V206H224V202H223ZM58 200H59V199H58ZM85 200H87V199H85ZM104 200H105V199H104ZM138 200H139V201H138ZM140 200H141V201H140ZM218 200H219L218 198L215 199V201L217 202V204L219 203ZM238 200H239V199H238ZM259 200H260V199H259ZM150 201H151V202H150ZM203 201H206V199L204 200V198H203ZM203 201H200V204H201ZM207 201H208V202H211V201L208 200V199H207ZM213 201H214V200H213ZM235 201L238 202L237 200H235ZM255 201H256V200H255ZM65 202H67V201H65ZM83 202H84V200H83ZM83 202H82V203H83ZM107 202H108V201H107ZM131 202H132V201H131ZM131 202H129V203L131 204ZM133 202H134V201H133ZM133 202H132V203H133ZM141 202H142V203H141ZM208 202H206V203L204 202V203H205V204H208ZM253 202H254V201H253ZM55 203H57V202L55 201ZM105 203H106V201L103 203V205H105ZM122 203L125 204V203H127V201H124V202H123V199H122ZM143 203H144V204H143ZM245 203H246V202H245ZM39 204H40V203H39ZM66 204H67V203H66ZM110 204H111V203H110ZM124 204H123L124 207L122 206L123 209L126 207L125 205H127V204H125V205H124ZM135 204L137 205V207H136ZM142 204H143V208H142ZM151 204H150V205H151ZM212 204H213L214 207L217 206L216 203H212ZM257 204H256V205H257ZM108 205H109V204H108ZM120 205H121V204H120ZM198 205H199V204H198ZM202 205H203V204H202ZM215 205H216V206H215ZM240 205H239V206H240ZM244 205H245V204H244ZM246 205H247V203H246ZM248 205H249V203H248ZM61 206H62V205H61ZM111 206H112V205H111ZM129 206H127V207H129ZM204 206H206V205H204ZM209 206H210V204H209ZM213 206H212V207L210 206V207L208 208V212H209V211H210V213H211L212 211L215 212V211L218 210V207H220V206L218 205V206H217V210H216V209L213 208ZM251 206H253V208H254V206H255V202H254V204H252ZM100 207H101V206H100ZM139 207H140V208H139ZM198 207H199V206H198ZM198 207H197V208H198ZM221 207H222V206H221ZM221 207H220V208H221ZM40 208H41V207H40ZM133 208H135V209H133ZM137 208H138V209H137ZM141 208H142L143 210H144L145 208H147V210L149 209L148 211L146 210V211L148 212V216H147V217H149V218H146L147 212H143V211L140 212V209H141ZM159 208H160V209H159ZM210 208H211V209H210ZM243 208H245V207H243ZM247 208H248V207H247ZM250 208H252V207H250ZM250 208H249V209H250ZM109 209H111V208H109ZM109 209H108V210H109ZM127 209H128V208H127ZM136 209H137V210H136ZM142 209H141V210H142ZM189 209H191L190 212H189ZM198 209H201V208L199 207ZM202 209H203V208H202ZM224 209H225V206H224ZM224 209H223V210H224ZM256 209L259 210V208L255 207V211H257ZM187 210H188V214H189L188 216H190V215L192 216V215H193L192 217H193L194 219L188 217V218H190V219H189L190 221H189L188 219H184V218H183V216L185 215L183 212H187ZM206 210H207V208H206ZM206 210L204 211V209H203L204 212H206ZM233 210H234V209H233ZM251 210L253 211L254 209H251ZM56 211H58V210H56ZM124 211H125V210H124ZM126 211H127V210H126ZM159 211H158V212H159ZM161 211H160V213L157 214L159 217H162V216H163V213H162ZM198 211H200V210H198ZM220 211H221V210H220ZM255 211H254V212H255ZM128 212H129V210H128ZM135 212H136L137 215L135 214V216H133ZM142 212H143L144 214H145V213H146V214L144 215V214H142ZM155 212H156V211H155ZM181 212H182V213H181ZM225 212H226V211H225ZM139 213H140L141 215H143L144 217L141 216V215H139ZM149 213H150V214H149ZM156 213H157V212H156ZM156 213H153V215H152V216H154V217H153V220H155V214H156ZM178 213H180V214L178 215ZM196 213H198V212H195V214H196ZM199 213H200V212H199ZM220 213H221V212H220ZM125 214H126V213H125ZM132 214H133V215H132ZM160 214H161V215H160ZM183 214H184V215H183ZM200 214H201V213H200ZM200 214H196V215H197V218H198V216H199ZM206 214H207V213H206ZM212 214H214V213H212ZM221 214H222V213H221ZM157 215H156V216H157ZM166 215H165V216H166ZM201 215H202V214H201ZM201 215H200V216H201ZM208 215H209V213H208ZM208 215H207V216H208ZM253 215L256 216L255 213H254ZM253 215H252L251 218H255V217H253ZM33 216H34V215H33ZM125 216H126V215H125ZM130 216H131V218H130ZM136 216H137V217H136ZM138 216H139V217H138ZM158 216L156 217L157 219L159 218ZM203 216H205V215H203ZM207 216H206V217H207ZM246 216H248V217H246ZM135 217H136L137 219H136ZM140 217H143V220H141L142 218H140ZM173 217H174V216H173ZM186 217H187V215H186ZM219 217H220V216H219ZM219 217H218V218H219ZM245 217H246V219H245ZM133 218H134V220H133ZM144 218H146V219H144ZM168 218H169V216H168ZM210 218H211V217H210ZM135 219H136V221H135ZM148 219H150V221H149ZM159 219H161V218H159ZM162 219H164V218H162ZM169 219H172V218H169ZM169 219L166 220V221H169ZM221 219H222V218H221ZM112 220H113V219H111V221H112ZM116 220H117V219H116ZM129 220H130V222H133V221H134V222H138L139 220H140V221H143V222H142V225H140L141 222H138V223H137V224L140 226V227H139V228H140L139 230H141L140 232H141L142 235L140 234L139 231H137V232H139V233H138L137 237L135 238L136 233H137L135 230H137L138 225H137V227H136V226H135L136 224L133 225V224L131 223V224L133 225L132 227H134V228H136V229L132 228V227L130 226V224H129V223H130ZM146 220H148V222H147ZM192 220H194V222H193ZM197 220H200V222L197 221ZM217 220H218V219H217ZM119 221H118V222H119ZM155 221H157V220H155ZM170 221H172V220H170ZM220 221H221V220H220ZM116 222H117V221H116ZM144 222H145V223H144ZM149 222H150V223H149ZM160 222H162V221H160ZM164 222H165V221H164ZM198 222H199V223H198ZM209 222H210V221H209ZM226 222H227V221H226ZM231 222H233V217H232V221H231ZM231 222H230V223H231ZM107 223H108V222H107ZM110 223H111V222H110ZM139 223H140V224H139ZM146 223H149V224H146ZM165 223H167V222H165ZM165 223L162 222L161 225L159 224L160 226H157L158 228L156 227V228L158 229L159 232L157 231V229L154 230V231H155L156 233H157V232H158V233H162L163 231H166L167 229H171V228H172L171 225H170V223H167V224H165ZM227 223H228V222H227ZM227 223H226V224H227ZM236 223H234V224H236ZM108 224H109V223H108ZM118 224H119V223H118ZM118 224H117V225H118ZM128 224H129V227L127 226ZM197 224H198V225L201 224V225H199V226H201V227L203 226L202 228L200 227V228H201V229H200L201 231H198V232H197V228L199 229V226H198ZM217 224L219 225V221H218ZM255 224H256V225H255ZM97 225H98V224H97ZM105 225H106V224H105ZM147 225L149 226V229L146 227ZM218 225H216V226H218ZM106 226H107V225H106ZM119 226H120V225H119ZM121 226H120V227H121ZM142 226H143V227H142ZM254 226L256 227L257 230H254V231H253L252 228L255 229ZM9 227H10V226H9ZM127 227H128V228H127ZM141 227H142V228H141ZM159 227H160V229H159ZM230 227H231V225H230ZM103 228H104V227H103ZM143 228H144V229H143ZM203 228H204V229H203ZM214 228H215V227H214ZM91 229H92V228H91ZM101 229H102V228H101ZM104 229H105V228H104ZM126 229H129L130 231H131V229H134V230H132V231H134V232H132V231H131V232H130V231H127ZM145 229H146V230H145ZM202 229H203V230H202ZM233 229H234V228H233ZM89 230H90V229H89ZM93 230H94V229H93ZM93 230L90 231V232H91L90 234H92V232L94 233ZM113 230H114V231H113ZM116 230H117V231H116ZM142 230H145V231H144V232H145L144 234L142 233V232H143ZM151 230H150V231H151ZM175 230H174V231H175ZM211 230H212V228H211ZM211 230L208 231L207 236L209 235L210 232L215 231V230H213V231H211ZM69 231H71V230H69ZM115 231H116L117 235H119V236L117 237L118 239L113 235V234H115V233H113V232H115ZM169 231H170V230H169ZM202 231H203V232H202ZM216 231H217V230H216ZM216 231H215V232H216ZM61 232H62V231H61ZM108 232H109V233L112 232V233L109 235ZM119 232H122V233L119 234ZM155 232H154V233L149 232V234L151 233V234L154 235V234H156ZM261 232H262V233H261ZM53 233H54V232H53ZM197 233H198V234H197ZM220 233H221L222 235H220ZM62 234H64V233H62ZM70 234H71V236L68 234V230H67V234H66V236H64L65 239H67V240L69 241V243H68L67 240L64 241L65 239H63V241H64L67 245H66V244H64V245H63V244H62V245L59 244V245L62 246V247H63V246H66V247H64V248L61 247L62 250L64 249V251H67V253L70 252V253H68V254L66 253V254H67V257H68V256H69V257H70V256H73V255H71V253H72V251H73L72 247L76 248L75 246H73V245L70 244L71 242H73V241L76 242V241H75V240H73V241L69 240L71 237H72L71 239H76V235L72 236V235L74 234V232H72V233L70 232ZM97 234H95V237H96ZM139 234H140V235H139ZM196 234H197V235H196ZM12 235H13V234H12ZM88 235H89V234H88ZM106 235H107V236H106ZM115 235H116V234H115ZM126 235H127V236H126ZM164 235H165V234H164ZM164 235H163V236H164ZM230 235H231V234H230ZM262 235H263V234H262ZM67 236H69L70 238L67 237ZM79 236H80V235H79ZM82 236H83V235H82ZM157 236H158V235H157ZM160 236H161V235H160ZM166 236H168V235H166ZM169 236H170V235H169ZM169 236H168V237H169ZM176 236H177V238H176ZM202 236H201V238H202ZM222 236H223V237H222ZM228 236H229V235H228ZM62 237H63V236H62ZM74 237H75V238H74ZM83 237H84V236H83ZM90 237L95 238L94 235H91ZM109 237H110V238H109ZM129 237H130V236H129ZM144 237H145V235H144ZM149 237H151V236H149ZM149 237H148V238H149ZM178 237H181L182 239L180 240V238L178 239ZM221 237H222V238H221ZM2 238H3V237H2ZM11 238H12V237H11ZM60 238H61V237H60ZM161 238H164V237H161ZM165 238H167V237H165ZM197 238H198V241H199V242H197V240H196ZM213 238H214V237H213ZM230 238H231V237H230ZM230 238L228 237L227 239H225V241H226V242H227L228 240L231 241ZM239 238H240V237H239ZM242 238L244 239V237H242ZM255 238H262V239H260L261 241H259V239H258V242H259L261 245H263V246L260 248L261 250L258 249V246H260V245H256V244H254V242H255L254 239H255ZM4 239H5V238H4ZM77 239H78V238H77ZM140 239H141V241H140ZM146 239H147V237L144 238L143 240L145 241ZM159 239H160V238H159ZM159 239H158V240H159ZM175 239H176V241H177L175 244H179V241H182V242H185V241H186L185 243H187V242L189 241V243H190V241H194V240H195L196 243H198V244H194V245H191V246H189V245H186V246H185V245H182V246H184V247L181 248V247L179 246V248H178V246L174 244V240H175ZM177 239H178L179 241H178ZM209 239H211V238L209 237ZM233 239H234V238H233ZM59 240H60V239H59ZM78 240H79L78 242L81 243L82 240L80 241V238H79ZM84 240H85V239H84ZM87 240H88V238L85 240V242H86ZM89 240H90V239H89ZM89 240H88V241H89ZM97 240H98V241H97ZM104 240H105V239H104ZM131 240H132V239H131ZM143 240H142V237H141V238H138V240H135L134 242H137V243H138V241H140L142 244H141L140 242H139V243H140L142 246L138 243V244H139L138 247H143V246L145 247V248L143 247V249H142V252L144 251V254H141L142 256L139 254L142 258H145V254L148 252V250H149L151 247H154V246H152V245H153L152 243H154L155 240H154L153 242H151V243H149L148 241L144 243ZM163 240H164V239H163ZM255 240H257V239H255ZM96 241H97V242H96ZM201 241H202V242H203V241H206V242H207L206 245H205V242L202 244ZM241 241H242V240H241ZM243 241H244V240H243ZM245 241H246V240H245ZM99 242L101 243V241H99ZM120 242H121V241H120ZM120 242H119V243H120ZM134 242L131 241L130 244H132V245H133V244H137V243H134ZM156 242H157V241H156ZM208 242H210L214 247H216V249H215V250H214V248L211 249L213 246H212V245L209 246ZM228 242H229V241H228ZM228 242H227V243H228ZM231 242H232V241H231ZM59 243H60V242H59ZM86 243H87V242H86ZM86 243H85V244H86ZM93 243H94V240H93ZM95 243H94V247H95V250H97L96 252H98V249H97V248H99V246L96 247V246H95ZM185 243H182V244H185ZM193 243H194V242H193ZM193 243H191V244H193ZM243 243H244V242H243ZM68 244L71 245L72 247H71V246H68ZM72 244H73V243H72ZM74 244H79V243H74ZM82 244H83V243H82ZM104 244H105V243H104ZM146 244H147V245L149 244V245L146 247V246H145ZM151 244H152V245H151ZM201 244H202V245H201ZM222 244H223V242H222ZM79 245H80V244H79ZM79 245H76V246L78 247ZM90 245H91V244H90ZM97 245H99V244H97ZM100 245H101V244H100ZM108 245L111 246L112 244H111V245L108 244ZM150 245H151V246H150ZM154 245H156V244L154 243ZM159 245H160V244H159ZM159 245H158V246H159ZM167 245H168V246H167ZM174 245H175V247H174ZM180 245H181V243H180ZM203 245H204L205 247H204ZM86 246H89V244H86ZM112 246H113V245H112ZM119 246H120V245H119ZM122 246H124V245H122ZM149 246H150V247H149ZM160 246H161V245H160ZM256 246H257V249H258V250L256 249ZM69 247H71V248L69 249ZM90 247H91V246H90ZM90 247H89V248H90ZM101 247H103V245H101ZM101 247H100V248H101ZM113 247H114L115 249L117 248V246H116V247L113 246ZM161 247H162V246H161ZM172 247H173V248H172ZM176 247H177L178 249H177ZM45 248H46V247H45ZM45 248H44V249H45ZM66 248H67V249H66ZM89 248H88V249H89ZM92 248H93V247H92ZM121 248H122V247H121ZM131 248H133V247H131ZM131 248H130V249H131ZM135 248H136V247H135ZM146 248H147V250H144V249H146ZM148 248H149V249H148ZM175 248H176V249H175ZM209 248H210V249H209ZM253 248H255V249H253ZM49 249H50V248H49ZM51 249H52V248H51ZM51 249H50V250H51ZM76 249H79V250H80V252H78L79 255L81 254V252H83V254H86L84 250L82 251V249H84V248H79V247H78V248H76ZM103 249H106V248L103 247ZM107 249L110 250V248H107ZM115 249H113V250H114L115 253H117V250H119L120 247H118L117 250H115ZM127 249H128V248H127ZM133 249H134V248H133ZM137 249H138V248H137ZM154 249H156V248H154ZM158 249H159V248H158ZM173 249H174V250H173ZM204 249H207V250L205 251ZM70 250H72V251H70ZM79 250H76V251H79ZM89 250L92 251L91 248H90ZM101 250H102V249H101ZM108 250H107V252H109ZM151 250H153V248H152ZM172 250H173L174 252H173ZM176 250H177V251H176ZM55 251H56V250H55ZM64 251L59 252V253L62 254ZM110 251H112V248H111ZM120 251H121V249H120ZM120 251H118V253H119ZM122 251H123V250H122ZM122 251H121V252H122ZM145 251H146V252H145ZM165 251H166V252H165ZM256 251H257V253H256ZM100 252L102 253V251H100ZM124 252H125V250H124ZM124 252H123V254H124ZM132 252H133V251H132ZM153 252H154V251H153ZM75 253H76V252H75ZM78 253H77V255H78ZM101 253H100V254H101ZM137 253H138V250H137ZM137 253H136V254H137ZM139 253H140V252H139ZM55 254H56V252H55ZM61 254H60V255H61ZM69 254H70V255H69ZM148 254L152 256L151 252H150V253L148 252ZM148 254H147L146 256H147V257H150ZM153 254H154V253H153ZM52 255H53V254H52ZM87 255H88V254H87ZM87 255H85V256H87ZM121 255H122V254H120V255H119V254H118V255L111 254L110 252H109V253H105V251H104V253L100 255V258H99V256L97 257V259L99 258L97 261L94 260V263L96 262V264H99V263L101 264V263L103 262V264H105V263H106V264H107V263L109 264L111 261H113V262H112L113 264H114L115 262H116V264H119V263H118L119 260H117V259H120V261H123L124 263L127 262L126 264H129V259H130V258L128 259V257H134V256H135L133 253H132L131 256H129V254L127 255V254L125 253V257H127V260H128V261H127L126 258H125L124 260H122L121 258H123V257H121ZM126 255H127V256H126ZM137 255H138V254H137ZM139 255H138V256H139ZM143 255H144V256H143ZM251 255H253V258H251ZM258 255H256V256H257L256 258H258ZM32 256H33V255H32ZM47 256H48V255H47ZM64 256H65V255H64ZM64 256H62V257L65 258V259H67V257H66V256L64 257ZM94 256H95V255H94ZM259 256H262V255H259ZM62 257H61V258H62ZM80 257H82V255H81ZM80 257H79V258H80ZM92 257H93V256H92ZM92 257H91V258H92ZM102 257H103V258H102ZM120 257H121V258H120ZM141 257H139V258L142 259ZM61 258H60V259H61ZM63 258H62V259H63ZM72 258H73V257H72ZM74 258H75V257H74ZM101 258H102V261H101ZM135 258H136V257H135ZM139 258L137 257V261L140 260ZM151 258H152V257H151ZM151 258H150V259H151ZM153 258H154V257H153ZM60 259H58V260H60ZM62 259H61V260H62ZM84 259H85V258H84ZM111 259H113V260H111ZM115 259H116V260H115ZM132 259H134V258H132ZM132 259H130V262H131ZM252 259H253V260H252ZM63 260H64V259H63ZM71 260H72V259H71ZM82 260H83V259H82ZM99 260H100V261H99ZM103 260H105V262H104ZM110 260H111V261H110ZM114 260H115V261H114ZM148 260H149V259H148ZM254 260H255L256 262H255ZM257 260H258V259H257ZM54 261H55V260H54ZM106 261H107V262H106ZM120 261H119V262H120ZM132 261H134V260H132ZM152 261H155V260L152 259ZM262 261L260 262L261 264L264 263V261H263V263H262ZM55 262H56V261H55ZM62 262H63V261H62ZM91 262H92V261H91ZM98 262H99V263H98ZM138 262H139V261H138ZM184 262H185V261H184ZM38 263H39V262H38ZM94 263H93V264H94ZM112 263H110V264H112ZM132 263H133V262H131L130 264H132ZM148 263L150 264L149 261H148L146 264H148ZM60 264H61V263H60ZM122 264H123V263H122ZM133 264H134V263H133ZM139 264H140V263H139ZM141 264H143V262H141ZM151 264H153V263H151Z\"/></svg>",
	"mask_w": 264,
	"mask_h": 264
}]
</instances>
